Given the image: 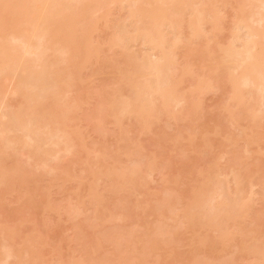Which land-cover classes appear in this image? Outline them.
I'll return each instance as SVG.
<instances>
[{
    "label": "bare ground",
    "instance_id": "bare-ground-1",
    "mask_svg": "<svg viewBox=\"0 0 264 264\" xmlns=\"http://www.w3.org/2000/svg\"><path fill=\"white\" fill-rule=\"evenodd\" d=\"M219 1H223V0H213V1H210V2H213L214 4L218 5L219 6ZM239 1V0H238ZM241 1V0H240ZM244 1V0H243ZM247 1V0H246ZM251 1V0H250ZM255 4L257 3V7H254L256 9V11H253L251 10L250 7L248 6H251L252 7V4L251 5H248V6H244L245 8H250V12H246L244 10H242L241 8L243 6L240 7L241 10H238L236 11V19H234V26L235 28H230L232 30H234V35L232 36V39L230 37V40L228 44L226 43H221L219 42L220 40V37L218 38V35L219 33L225 29L224 27L222 28V24L224 23L223 22V19H225V16H224V10L226 9H222L223 12H221V9H215L214 6L212 8L210 7H207L208 3L207 2H203L205 3V5H202L200 6L199 8V5L198 2L196 0H0V94H2L3 92V89L5 88V86L7 85L8 86V90H6L5 92H3L2 96L5 95V97H9V100H10V97H13L12 101L15 100V96H18V95H22L24 97L21 96H18L21 98V103L18 104L17 102L15 103L17 106H8V100L6 99H3L4 102H0V176H3V178L7 179L11 176V177H15V176H18V178H14L15 181L13 182H16L14 183L16 188L17 186H22V187H25L24 185L28 184L29 182V178L28 176H25L23 173H20L21 171V167L18 165V162H22V163H25V161H20L18 160V162H10L12 160V158H17V156H23L25 154V156H28V153L30 152H33L34 154L31 156V162L32 163H29V162H26V164L29 165L30 168H32V172H34V169H37V171L41 168L42 170L44 169V171L46 172V169L47 167H49V161L48 160H40L39 158H43L42 156H48V159L50 157H54L56 154L59 155V153H56L54 152L55 149L53 147H56L57 146V143L60 142V141H63V139H65V135H79V138L77 139V142L80 140V145L83 147V140L81 139V136L80 134L78 133H75L74 131L75 130H71L73 127L74 122L77 121L78 119H76L74 121V118L71 117V118H68L72 115L73 111H74V107H76V102L77 100H75L74 102H68L69 99H64V97H62L63 95H68L67 97L69 98V94L71 93H74L76 92L77 93V89L79 91V89L82 91L85 90L87 91V84L85 86L86 89H82V87L84 86L83 84L85 83V81H83V78H84V75H85V79L87 78V76H89L90 78H93L94 77H98L99 75L100 76H103L105 77L108 76V74H111V78H116L117 77H121L120 79L122 80L121 84L120 85V88L119 86H116L118 84V82H120V80L117 78V82L113 84H116L114 86V90L111 91V92H108L109 90V86L108 89L105 88L104 89V86H102V88L104 89L103 91H101V96L103 94L104 91H106V93H110V94H106L104 92L103 94V97L100 96V92L97 91V95L96 96H100L99 98H97L98 100L101 99L100 103L98 101L97 104H95L97 106L96 107H93V112L96 113V116H95V113L92 115L89 111V114H91L90 118L93 116L94 118L97 117V121L98 119H100L99 121H101L103 123V121L105 119L103 118H109L108 119V122H112V120L114 121V125H117L115 126L114 128H118V126L122 123L121 120H122V117H124V121L126 117H128L127 119L131 121H133L132 119H140L141 123L143 125L147 124L150 122V120L152 118L154 119H157L158 120V112H161V113H164V111H166L167 113L169 112V115L171 116V114L176 115L179 114L180 112L182 113L185 112L184 110H186V112L182 115H191V109L194 110L196 108V106L193 107L194 105V102L193 101V97H195L197 94H200L201 95V92H211V91H220L219 94L222 93L224 94V92H226V88L229 86L230 89V93L227 92V95L228 93L231 94V98L230 96L228 98H230V105L226 108L227 112H228V118L229 120H225V122H229L227 124H229V126H236V127H239V125L242 124V121H245V119L248 117L249 115V118H248V124L246 123V125H250L249 121L252 120L253 121V117L252 116L254 113H260L262 111H264V0H255ZM228 2V1H227ZM207 3V4H206ZM223 4L220 6H222L223 8H226L227 6V3L225 1L222 2ZM230 3V2H229ZM232 3V2H231ZM253 4V6L255 5ZM211 5V3H210ZM127 8L128 10V18H125L124 20H120L118 21L119 19H121V17H118L117 18V23L115 21H113L114 19H112L114 16V14L112 15V12L115 13L114 11L118 10L121 11L123 10V13H125L127 10H124V9ZM239 8V6L237 7ZM253 8V7H252ZM253 8V9H254ZM113 9H115L113 11ZM122 9V10H121ZM254 9V10H255ZM228 10V8H227ZM233 10V9H232ZM236 10V9H235ZM119 11H117L119 13ZM125 11V12H124ZM116 12V13H117ZM233 12V11H232ZM115 13V14H116ZM226 13V11H225ZM229 13V11H228ZM231 13V12H230ZM98 14V15H97ZM122 14V13H121ZM126 14V13H125ZM234 14V13H232ZM226 15V14H225ZM118 16V15H116ZM124 18L125 15H122ZM229 17V16H228ZM231 17H234L233 15ZM115 18V17H114ZM128 19H133V23H128ZM228 19V18H227ZM125 22V23H122V22ZM221 21L223 22L221 24ZM250 21H253V22H260V21H263L261 22V24H263V26H261L260 29H253L254 26H251V23L250 24ZM113 22V23H112ZM119 22L122 23V26L121 24L119 25ZM127 22V23H126ZM124 24H127L124 26ZM132 26V30L129 31L128 27ZM208 26H209V30H208ZM233 26V25H232ZM257 27V26H255ZM207 28V29H206ZM102 29V30H101ZM104 29H109V31H111L112 35L109 33V37L112 36L110 39L106 40V43L105 41L101 42V41H97L98 39L96 38L98 36V38H101L99 37V34L101 33H106V32H109V31H106ZM111 29V30H110ZM242 29V30H240ZM243 29H244V32H243ZM104 30V31H103ZM227 30V29H226ZM225 30V31H226ZM231 30V31H232ZM230 31V34L232 33ZM242 31V35L240 34V32ZM101 32V33H99ZM99 33V34H98ZM223 33V32H222ZM228 33V32H227ZM227 33L225 36H227ZM244 33V34H243ZM225 34V33H223ZM229 34V35H230ZM103 35V34H102ZM228 35V36H229ZM101 36V35H100ZM219 36H222L221 34ZM224 36V35H223ZM222 36V37H223ZM225 41L227 40V37H225ZM106 38V37H105ZM226 44V45H225ZM133 46H136L135 48H139L141 49L143 47V50L147 49V51L145 53H142L141 55L137 56V52H139L140 50L138 49L137 51L135 49H133ZM141 46V47H140ZM132 47V50H135V52H131L130 51V48ZM106 48V49H105ZM107 51H105V50ZM105 51L108 52L110 50H114L116 51L115 53L118 54V55H115L114 53H111V54H114L115 57L118 56L121 61L119 60L118 61V57L116 59V63L120 64L121 62L123 63L124 65V68L122 65V63L120 65L116 64V67L117 66H120L122 67V69H119L120 67L116 68L114 66V63H115V59L113 57L109 58L108 59L102 57V55L104 54L103 52ZM141 50V52L143 51ZM144 50V51H145ZM113 51V52H114ZM112 52V51H111ZM140 52V53H141ZM109 54V53H108ZM111 54L109 56H111ZM106 55V54H105ZM195 58V59H194ZM197 58V60H196ZM114 59V60H113ZM191 60H193V63L195 61H198V63L201 65L202 63L206 64V65H201L202 66V69H200V65L197 64V67L195 64H193L191 62ZM195 60V61H194ZM202 63H200L201 61ZM114 62V63H113ZM181 62V64H180ZM182 62H185V63H182ZM194 65L196 68H194ZM132 66V67H131ZM131 67V68H130ZM109 68V69H108ZM89 71V75H88V71ZM91 69V70H90ZM109 71H108V70ZM196 69H199V70H196ZM107 70V71H106ZM112 70V71H110ZM178 72L179 71V75L177 78H175L173 76V74H175L176 71ZM87 71V72H86ZM92 71V72H91ZM107 72V73H106ZM108 72H111V73H108ZM85 73V74H84ZM92 73V74H91ZM66 77V78H65ZM109 77V76H108ZM187 77H191L190 80H192L193 78L196 79V82L194 85L192 86H187L188 88L186 89H183L184 86L182 87V84L185 82V79L184 78H187ZM67 80H65V79ZM100 78V77H99ZM107 78V77H105ZM88 79V78H87ZM109 79V78H107ZM106 79V80H107ZM195 79L193 81H195ZM65 80V81H64ZM90 80V79H89ZM92 80V79H91ZM93 80H96V78ZM116 80V79H114ZM119 80V81H118ZM184 80V82H183ZM190 80H187V81H190ZM65 84H64V82ZM102 81V80H101ZM112 81V79H111ZM125 82V85L123 87H121L124 82ZM192 81V82H193ZM63 82V84H62ZM98 81H96V83H98ZM106 82V81H105ZM104 82V83H105ZM123 82V83H122ZM77 83H80V86L81 88H79V84L77 85ZM88 83V82H86ZM94 83V82H93ZM95 84V83H94ZM118 84V85H119ZM96 85V84H95ZM106 85H109V84H106ZM187 85V84H186ZM78 86V88H77ZM89 86V85H88ZM99 86H101L99 84ZM227 86V87H226ZM91 87V86H90ZM98 86H96L97 88ZM106 87V86H105ZM77 88V89H76ZM84 88V87H83ZM94 88V87H92ZM91 88V89H92ZM99 88V87H98ZM101 88V87H100ZM101 88V89H102ZM111 88V87H110ZM221 88H225V91H221ZM76 89V91H75ZM88 90H90L88 88ZM96 91V90H94ZM100 91V90H99ZM114 91L117 93L115 94ZM88 92H85L83 93V95H85V98L87 97L88 98ZM208 92V93H209ZM89 93H93L92 91L89 92ZM78 94V93H77ZM81 94V92L79 93ZM78 94V95H79ZM99 94V95H98ZM106 94V95H105ZM218 94V95H219ZM82 95V96H83ZM91 95V94H90ZM226 95V96H227ZM1 96V95H0ZM1 96V97H2ZM73 96V95H72ZM246 96H249V98L247 99ZM0 97V99H2ZM77 97V95H76ZM75 95L74 97L70 98L72 100H74V98H76ZM198 97V96H196ZM66 98V96H65ZM86 98V99H87ZM93 98V97H92ZM192 98V100L190 101V99ZM218 98V97H217ZM220 98V96H219ZM218 98V99H219ZM82 99V97L80 98ZM79 99V100H80ZM83 99H84V96H83ZM94 99V98H93ZM197 99V98H196ZM18 100V99H17ZM15 100V101H17ZM63 100H65V102H63ZM200 100V98H198L197 100V105H200V103H198V101ZM203 100H204V97H203ZM193 101V103H192ZM225 101H227V98L225 99ZM6 102V103H5ZM84 101L80 100L78 103H77V107L78 105H80V103ZM88 100L86 101L85 104H87ZM200 102V101H199ZM191 103V105H189ZM12 104V103H11ZM10 104V105H11ZM227 104V103H226ZM89 105V103H88ZM94 105V106H95ZM205 105V104H203ZM82 106V105H81ZM85 106V105H84ZM214 106V105H213ZM225 106V105H224ZM158 107V108H156ZM193 107V108H192ZM73 108V109H72ZM87 108V107H86ZM94 108L96 109V111L94 110ZM200 109V106L198 107ZM204 108V107H203ZM206 108V107H205ZM208 108V107H207ZM92 109V108H91ZM197 109V108H196ZM198 109V110H199ZM213 109V108H212ZM72 110V113L70 115V113L68 114L69 111ZM76 110H78L76 108ZM80 110V108H79ZM85 110V109H84ZM202 110V108H201ZM215 110V109H214ZM213 110V111H214ZM225 110V112H226ZM83 111V110H81ZM196 111V110H194ZM212 111V112H213ZM77 112V111H76ZM75 112V113H76ZM201 112V111H200ZM204 111H202V114H203ZM209 112V111H208ZM211 112V113H212ZM66 113L68 114V117H66ZM74 113V114H75ZM80 113V112H79ZM82 113V112H81ZM166 113V114H167ZM175 113V114H174ZM180 113V114H181ZM196 113V112H195ZM195 113L193 114V116L195 115ZM205 113V112H204ZM210 113V114H211ZM78 114V113H77ZM84 114V113H83ZM98 114V115H97ZM157 116H156V115ZM165 114V115H166ZM199 114L198 111L196 113V115ZM262 114V113H261ZM70 115V116H69ZM168 115V116H169ZM189 115L186 116L187 119L185 117H181L180 115V119H186V120H190L189 118ZM206 115H207V112H206ZM213 115V113H212ZM218 115V114H217ZM250 115L252 116L250 119ZM73 116V115H72ZM78 116V115H76ZM75 116V117H76ZM83 116V115H82ZM161 116V115H160ZM201 116V115H200ZM214 116V115H213ZM92 117V118H93ZM157 117V118H156ZM203 116H201L202 118ZM222 117V115H221ZM67 118L68 120L72 119L71 120V124H70V121L68 122L70 124L67 125ZM85 118V116L83 117ZM88 118V116H87ZM86 118L87 122L89 121L88 119ZM93 118V120H95ZM132 118V119H131ZM166 117H164L165 119ZM206 118V117H205ZM211 118V117H210ZM216 117H214V122H216L215 120ZM224 118V117H223ZM256 118V117H255ZM261 118H263V116H261ZM81 119V118H80ZM103 119V120H102ZM111 119V120H110ZM179 119V116L175 119V121H177ZM179 119V120H180ZM184 119L185 121V124H187L186 120ZM198 119V118H197ZM196 119V121H197ZM257 119H258V114H257ZM256 119V120H257ZM83 120V119H82ZM110 120V121H109ZM193 120V119H192ZM202 120V119H201ZM201 120L197 121V122H201ZM219 120V119H218ZM259 120V119H258ZM123 121V120H122ZM128 121V120H127ZM138 121V120H137ZM159 121V120H158ZM206 121V120H205ZM251 121V122H252ZM263 120H261L262 122ZM78 122V121H77ZM90 122V121H89ZM88 122V123H89ZM139 122V121H138ZM180 123V126L181 123L180 121H178ZM219 122V121H217ZM241 122V124H240ZM79 123V122H78ZM85 123V122H83ZM99 123V122H98ZM105 123V121H104ZM109 123V124H110ZM134 123V126L137 125L135 124V121H133ZM140 123V122H139ZM140 123V124H141ZM153 123V122H152ZM176 124V122H174ZM204 123H207V122H204ZM221 123V122H220ZM220 123L218 124V126L220 125ZM256 123V122H255ZM73 124V125H72ZM77 124V123H76ZM94 124V123H93ZM184 124V123H183ZM214 124V123H213ZM225 124V123H224ZM261 124V123H260ZM72 125V126H71ZM86 125V124H85ZM123 125V124H122ZM204 125V124H203ZM202 125V128L204 127ZM206 125V124H205ZM208 125V124H207ZM210 125V124H209ZM216 125V123H215ZM78 126V125H77ZM103 126V124H102ZM101 126V127H102ZM127 126V125H125ZM131 126V125H130ZM148 126V124L146 125ZM160 126H163L160 124ZM179 126V125H178ZM179 126V127H180ZM188 126V124H187ZM192 126H195V124H193ZM201 127V124L198 125ZM213 126V125H212ZM243 126V125H242ZM245 126V125H244ZM248 126L246 128H248ZM255 126H257V124H255ZM72 127V128H71ZM91 127V126H90ZM89 127V128H90ZM143 128V126H140ZM152 127V126H151ZM151 127L150 128V131H151ZM159 127V126H158ZM183 127V126H182ZM209 127V126H208ZM207 127V128H208ZM224 127V128H223ZM222 127V129H228V127L226 128V126L224 125ZM250 127V126H249ZM260 127V126H259ZM94 128L91 127V130ZM100 128V127H99ZM120 128V127H119ZM123 129L125 127H122ZM184 128V127H183ZM194 128V127H193ZM200 129L199 128V131H197L199 134L201 133L202 130L205 129V131H207L206 127L204 129ZM241 128V127H240ZM96 129V127H95ZM98 129V128H97ZM101 130L103 128H100ZM107 129V128H106ZM112 127H111V131H112ZM121 129V128H120ZM138 129V128H137ZM145 129V128H144ZM232 129V128H231ZM243 129V127H242ZM255 129V127H254ZM41 130H44L45 131V139L44 141H46L45 143H47V146L45 147H48L49 150H41L43 147V144L42 145V141L40 142L39 141V137L38 135L35 137L36 133L41 131ZM62 130V131H61ZM101 130H96L97 132L100 131V133L102 132ZM109 130V129H108ZM124 130H127L126 128ZM122 130V131H124ZM140 130V128L138 129ZM153 130V128H152ZM184 130V129H183ZM191 130V129H190ZM209 130V129H208ZM212 130V129H211ZM209 130V131H211ZM222 130V133H227L228 131L225 130ZM236 130L238 131H242L240 129H237ZM246 130V129H245ZM244 130V131H245ZM260 130V129H259ZM258 130V132H260ZM64 135L63 137H61L62 139H59L57 136L60 135L61 133ZM85 131V130H84ZM121 131V133H123ZM131 131V130H129ZM182 131V130H181ZM189 131V130H188ZM194 131V130H193ZM205 131H202V132H205ZM243 131V132H244ZM250 131V130H249ZM59 133L56 135V133ZM87 132V131H86ZM108 132V131H107ZM106 132V135L108 136L109 134H107ZM110 132V131H109ZM108 132V133H109ZM126 132V131H125ZM139 132V131H138ZM155 132V131H154ZM208 132V131H207ZM212 132V131H211ZM215 132V131H214ZM247 132V131H246ZM254 132V130H253ZM40 133V137H41V132ZM96 133V132H95ZM117 133V131H116ZM130 133V132H129ZM148 133V132H147ZM146 133V134H147ZM150 133V132H149ZM152 133V132H151ZM206 133V132H205ZM216 133V132H215ZM220 134H222L221 132H219ZM230 133V132H229ZM234 133V131H233ZM239 133V132H238ZM98 134V133H97ZM113 134V133H112ZM132 134V133H130ZM139 134H141V132H139ZM145 134V133H144ZM145 134V135H146ZM187 134V133H186ZM196 134V133H195ZM194 133L191 134L192 136L194 135L195 138L196 136H198V134L195 135ZM202 134V133H201ZM213 134V132H212ZM237 134V133H236ZM246 134V133H245ZM253 134V133H252ZM258 134V133H257ZM101 134H99L100 136ZM105 135V136H106ZM121 135V134H120ZM154 135V134H152ZM163 135V134H162ZM160 135V136H162ZM208 135V134H206ZM205 135V136H206ZM228 135V133H227ZM226 135V136H227ZM230 135V134H229ZM241 135V134H240ZM240 135H236V137H239ZM263 135V134H262ZM44 136V134L42 135ZM114 136V134H113ZM117 136V135H116ZM149 136V134H148ZM193 136V137H194ZM204 136V134H203ZM221 136V135H220ZM254 136V134H253ZM253 136H249L246 135L245 136V141L247 143V145H250L253 141L252 137ZM78 137V136H77ZM151 137V136H150ZM171 137V136H170ZM169 137V138H170ZM186 137V136H185ZM184 137V139H185ZM201 137V136H200ZM210 137V136H209ZM234 136V139L236 138ZM244 138V136H242ZM55 138L59 139V140H55ZM67 138V137H66ZM76 138V137H75ZM74 138V139H75ZM83 138V137H82ZM114 138H116L114 136ZM123 138H126L125 136L122 137ZM134 138V137H133ZM147 138V137H146ZM172 138V137H171ZM174 138V137H173ZM172 138V140H173ZM176 138V137H175ZM191 138V137H190ZM206 138V137H205ZM204 138V139H205ZM231 138V136H230ZM230 138H227V139H230ZM43 139V137H42ZM70 136L68 137V139L66 141H69V144L68 142H64L65 143V148L66 146L68 147V145L70 146ZM113 139V138H111ZM121 139V138H120ZM132 139V138H131ZM180 139V137H179ZM182 139V138H181ZM193 139V138H192ZM190 139V140H192ZM200 140V138L197 137V140ZM202 139V138H201ZM213 139V138H212ZM215 139V138H214ZM237 139V138H236ZM41 140V138H40ZM76 140V139H75ZM74 140V144L77 143L75 142ZM128 140V139H127ZM138 141V139H136ZM141 140V139H140ZM159 140H162L161 138ZM196 140V139H195ZM194 140V141H195ZM239 140V139H238ZM236 140V141H238ZM43 141V142H44ZM134 141V139H133ZM147 142V140L144 139V142ZM163 141V140H162ZM193 141V140H192ZM191 141V142H192ZM202 141V140H201ZM201 141H197V142H200L201 144ZM213 141V140H212ZM221 141V140H219ZM218 141V143H219ZM224 141V140H222ZM228 143H229V140H227ZM236 141H234L236 143ZM240 141V140H239ZM242 141H244V139H242ZM264 141V140H263ZM110 142V140H109ZM116 142V141H115ZM140 142V141H139ZM171 142V141H170ZM169 142V143H170ZM178 142H180L178 140ZM177 142L176 140V145H178L179 143ZM185 142V141H184ZM188 142V141H187ZM196 142V141H195ZM204 142V141H203ZM205 142L207 143V145L209 144L208 143V140ZM233 142V140H232ZM231 142V139H230V143ZM233 142V143H234ZM260 142V141H259ZM41 143V145H40ZM86 143V142H85ZM101 143V142H100ZM99 143V144H100ZM137 143V142H136ZM141 143V142H140ZM193 143V142H192ZM191 143V144H192ZM214 143L215 146H217V144H215V142H212ZM229 143V144H230ZM234 143V144H235ZM239 143V142H238ZM237 143V144H238ZM73 144V145H74ZM87 144V143H86ZM85 144V145H86ZM126 144H128V142L126 141ZM125 144V145H126ZM135 144V143H134ZM173 144V143H172ZM183 144V143H182ZM189 144V143H187ZM199 144V146H201ZM225 142H223L222 144V147L224 148V145ZM227 144V142H226ZM76 145V144H75ZM74 145V147H75ZM102 145V144H101ZM100 145V146H101ZM108 145V144H107ZM131 145V144H130ZM195 143L192 144V148L194 147ZM206 145V144H205ZM204 145V146H205ZM213 145V147H214ZM228 145V144H227ZM255 145V144H254ZM79 146V145H77ZM75 147L77 150L80 148L78 147ZM100 146H98V148H101ZM104 146V143L103 145ZM106 146V145H105ZM128 146V145H126ZM132 146V145H131ZM130 146V147H131ZM191 146V145H190ZM198 146V145H197ZM198 146V147H199ZM236 146V145H235ZM241 146V145H240ZM260 146V145H259ZM51 147V148H49ZM61 147L63 148V145L61 144ZM87 147V146H86ZM114 147V146H112ZM172 147V146H171ZM187 147V146H186ZM189 147V146H188ZM253 147V146H252ZM60 148V153H64V150ZM70 148V147H69ZM135 149V145L133 147ZM144 148V146H143ZM159 148V147H158ZM208 148V147H207ZM244 148V146H243ZM260 148V147H259ZM45 149V148H43ZM54 149V150H52ZM62 149V151H61ZM67 149V148H66ZM65 149V151H67ZM115 149V148H114ZM129 150V146L127 148H124L123 151L125 153H127V151L125 150ZM140 149V148H139ZM138 149V150H139ZM167 149V148H166ZM190 149V147H189ZM188 149V150H189ZM239 149V148H238ZM247 149V154L249 152V148H245ZM251 149V148H250ZM52 150V151H51ZM58 150V152H59ZM91 150V148H90ZM94 150V149H93ZM92 150V151H93ZM104 153L107 149H103ZM112 150V149H111ZM144 150V149H143ZM210 150V149H208ZM235 150V149H234ZM75 151V150H73ZM110 151V150H109ZM108 151V152H109ZM114 152V150H112ZM110 151V152H112ZM137 151V150H136ZM145 151V150H144ZM168 151V149H167ZM170 151V150H169ZM206 151V150H205ZM231 151V150H230ZM253 151V150H251ZM53 152V153H52ZM79 152V150H78ZM78 152H73V153H78ZM82 152H83V149H82ZM81 152V154H82ZM89 152V151H88ZM94 152L96 153V151L94 150L93 151V154L94 155ZM103 153L102 151L100 152L99 150L97 151V153ZM107 152V151H106ZM124 152H121L122 154ZM195 152V151H194ZM208 152V151H207ZM206 152V154H208ZM232 152V151H231ZM236 152V151H235ZM27 153V155H26ZM55 153V154H54ZM72 153V154H73ZM80 153V152H79ZM78 153V154H79ZM92 153V152H91ZM95 154L93 157H100V155L98 156V154ZM135 153V152H134ZM146 153V151H145ZM211 153V152H210ZM220 153V152H219ZM251 154V152H249ZM71 154V159L69 162H71L72 159H75L76 158V162L79 161L77 160V155L76 154V157H75V154L72 155ZM90 155V152L88 153ZM115 155L113 156L112 160L114 162V164H123L124 166V163L120 162V161H117V158L118 160L120 159H124V158H120V157H117L116 158V153H114ZM131 154H133V150L131 152ZM131 154H128L127 156L131 155ZM137 154V153H136ZM136 154L134 155H131L132 158L131 160H135V158H133ZM164 154V153H163ZM231 154V153H230ZM246 154V153H245ZM244 154V155H245ZM249 154V155H250ZM262 154V153H261ZM39 155V156H38ZM67 155V154H66ZM83 155V154H82ZM89 155L86 158L89 157ZM97 155V156H96ZM105 155V154H103ZM121 155V154H120ZM168 155V154H167ZM173 155V154H172ZM204 155V152L203 154ZM215 155V154H214ZM229 155V154H228ZM234 155V154H232ZM243 155V154H242ZM23 156V157H25ZM38 156V158L36 157ZM41 156V157H40ZM64 156V155H63ZM79 156V155H78ZM85 156V154H84ZM119 156V155H117ZM123 156V155H122ZM141 156V155H139ZM138 156V157H139ZM145 156V155H144ZM162 156V155H161ZM208 156V155H207ZM223 156V155H222ZM230 156V155H229ZM228 156V157H229ZM241 156V155H240ZM256 156V155H255ZM61 157V156H60ZM80 157V156H79ZM93 157H89L90 160H92ZM114 157L116 158L114 161ZM153 157V156H152ZM167 157V156H166ZM203 157V156H202ZM232 157V156H231ZM242 157V156H241ZM254 157V156H253ZM257 157V156H256ZM22 158V157H21ZM29 157H26L25 159H27ZM82 158V157H81ZM89 158L87 160H89ZM96 158L95 160L98 161L99 159ZM105 158H108L105 157ZM146 158V157H145ZM197 158V157H196ZM199 158V157H198ZM214 158V157H213ZM240 158V157H239ZM238 158V159H239ZM261 158V157H260ZM47 159V157H46ZM51 159V158H50ZM61 160L60 158H56L55 160L59 161ZM83 159V160H85ZM98 159V160H97ZM168 159V158H167ZM202 159V158H201ZM200 159V161H201ZM216 159V158H215ZM227 159V157H226ZM243 159V158H242ZM241 159V160H242ZM252 159V158H251ZM257 159V158H256ZM255 159V160H256ZM259 159V157H258ZM10 160V161H8ZM28 160V159H27ZM54 161V163H56V161ZM89 160V161H90ZM94 160V163L96 162ZM103 160V158H102ZM105 160V159H104ZM128 160V159H127ZM152 160V159H151ZM151 160L149 159V161L151 162ZM160 160V159H159ZM203 160V159H202ZM219 160V159H218ZM236 160V159H234ZM240 160V161H241ZM8 161V162H7ZM75 161V160H74ZM89 161L85 164V166H87L89 164ZM143 161V160H142ZM204 161V160H203ZM202 161V164L205 163ZM210 161V160H209ZM228 161V160H227ZM225 161V164L226 162ZM250 161V160H249ZM253 161V160H252ZM259 161H261V159H259ZM258 161V162H259ZM264 161V160H263ZM73 162V161H72ZM69 163V164H73L75 165V163ZM106 162V161H105ZM110 162V161H109ZM117 162V163H116ZM126 162V161H125ZM128 162V161H127ZM148 162V160H147ZM153 162V161H152ZM156 162V161H155ZM232 162H234L232 160ZM12 163V165H11ZM21 163V165H22ZM54 163H51V164H54ZM60 163V161H59ZM66 163V160L65 162ZM92 163V162H91ZM112 163V162H110ZM133 163V162H131ZM145 163V162H144ZM143 163V164H144ZM149 163V162H148ZM207 163V162H206ZM210 163V162H209ZM220 163V162H219ZM222 163V162H221ZM261 163V162H260ZM6 164L7 165H10L12 166V168H7L6 167ZM57 164V163H56ZM55 164V165H56ZM100 163L99 162H96V165ZM104 164V163H102ZM107 164V162H106ZM120 164V165H121ZM128 164V163H127ZM130 164V162H129ZM141 164V161L140 163H136L135 165H133L131 168L129 167H123L121 166V169L118 170L117 167L114 168V170L110 171L112 167H114L113 165L110 166V170H109V173H106V177L107 179H109L110 181V185L113 187V188H116L117 190H119L118 188H123L124 191L126 189L128 190H132L131 187L135 188L137 185H141V187L143 188L144 184H145V171L144 170H148L147 169V166L144 164L143 166L140 165ZM151 164V163H150ZM173 164V163H172ZM201 164V165H202ZM239 164V163H238ZM251 164V163H250ZM262 165H264L263 163H261ZM80 165H83V164H80ZM79 165V166H80ZM92 167H93V164H91ZM90 165V166H91ZM95 165V168H93V171H92V175L94 176V179L93 180H96V177L99 176V173L100 175L101 172H100V169H102V167L100 166H96ZM178 165V164H177ZM184 165V163H182V166ZM189 165V164H188ZM204 165V164H203ZM216 165V164H215ZM218 165V164H217ZM223 165V164H222ZM51 166V165H50ZM53 167H57L58 165L54 166L52 165ZM51 166V167H52ZM71 166V165H70ZM89 166V167H90ZM109 166V165H107ZM126 166V165H125ZM152 166V164H151ZM158 166V165H157ZM156 166V167H157ZM221 166V164H220ZM218 166V167H220ZM225 166V165H223ZM222 166V168H223ZM227 166V164H226ZM255 166V165H254ZM257 166V164H256ZM22 167H25V165H22ZM84 167V166H83ZM88 167V168H89ZM90 167V169L92 168ZM106 167V166H105ZM118 167H120L118 165ZM123 167V169H122ZM146 167V168H145ZM148 167H150V165L148 164ZM172 167V166H171ZM186 166H183L182 168H185ZM209 167V166H208ZM235 167V166H234ZM21 168V169H20ZM34 168V169H33ZM50 168V167H49ZM74 168V167H73ZM73 168H70V171L71 169ZM85 168V167H84ZM97 168H99V173L97 172ZM117 168V169H116ZM145 168V169H144ZM188 168H190L188 166ZM186 168V170L188 169ZM231 168V167H228V169ZM251 169V167H249ZM51 172L52 171H55L57 172L58 176H64L65 178H69V179H65V181H69L70 180V172H69V168L68 166H61L59 168H50ZM76 169V168H75ZM74 169V170H75ZM80 169V168H79ZM95 169V170H94ZM173 169V167L171 168ZM176 169V168H175ZM181 169V168H180ZM197 169V168H196ZM81 170V169H80ZM87 171L89 169H86ZM85 170V172L87 173V171ZM104 170V168H103ZM107 170V169H106ZM105 171V172H108ZM153 170V168H152ZM168 170V169H167ZM182 170V169H181ZM200 170V169H199ZM204 170V169H203ZM210 170L211 167L209 168V173H210ZM216 170V169H214ZM254 171V169H251ZM259 170H261L259 168ZM22 171L24 172L25 170L22 169ZM41 171V170H39ZM73 171V170H72ZM169 171V170H168ZM174 171V170H173ZM196 171V170H195ZM221 169L219 168V171H217L216 173L218 174L217 177L221 176L222 172H220ZM232 172L234 171V168L233 170H231ZM244 171V170H243ZM241 171V172H243ZM43 171H41L42 173ZM84 172V173H85ZM149 172V170H148ZM147 172V173H148ZM150 172H152L150 170ZM175 172V171H174ZM189 172V170H188ZM207 172V170L205 171ZM213 172V171H212ZM212 172L211 174H209L207 172L204 173L205 176L203 177V180H200L201 183H199L200 185L197 186V190L194 192V194L192 195L191 199L189 200L190 203H188V206L185 208V211L183 210L182 211V217L186 218L185 220H188V221H185L183 220V226H185V224L188 226L189 224H187L186 222H189L191 223L192 225H194V227H197L199 230L203 231V232H208V233H211L210 237L208 236L207 238L209 239H205L204 238L202 239L203 241H206L207 243H204L203 244V247L200 248V250L202 248H204L206 244H208V242H210V246H208V249L207 251L208 252H211L212 251H215V254L217 255V253L219 252H216L217 251V246L215 244H213L210 239L212 238V232H218L219 235L216 236V238L220 239V241L223 243V240L227 239V231L222 233L223 229H222V225H224V229H225V225H227L228 223H232V226H233V223L237 224V219H240L242 220L244 217V214L245 213V216H246V201L244 202H241L239 201L240 200V196L242 195H236L234 197V199L232 198H227V196L225 195V190L223 189V184H217L215 186L212 187V185H214V183H216V180L217 177L214 175V176H211L212 175ZM220 172V173H219ZM246 172L249 173V170H247ZM27 172H25L26 174ZM36 173V172H35ZM34 173V174H35ZM72 173V172H71ZM83 172H81V174L83 175L84 174ZM85 173V174H86ZM98 173V174H97ZM145 173V174H147ZM179 173V171H178ZM201 173V172H200ZM33 174V175H34ZM39 174V172H38ZM37 174V175H38ZM73 174V173H72ZM80 174V175H81ZM151 174V173H150ZM175 174V173H174ZM187 174V173H186ZM191 174V173H190ZM190 174H187V175H190ZM225 174V173H224ZM229 174V173H227ZM239 174V173H238ZM238 174L236 175L235 173H233V182L235 184L234 188L238 187L239 185L241 186L244 185V184H249L251 187L249 188V190L254 186V183L253 181L251 182V180H249V176L244 174L245 177L244 178H240L238 176ZM36 175V174H35ZM41 175H44V174H41ZM45 175H47V173H45ZM50 175H47L46 177L50 178ZM54 173L52 172V176L53 177ZM74 175V174H73ZM165 175V173H164ZM172 175V174H171ZM203 175V174H202ZM201 175V176H202ZM254 175V174H253ZM86 177H84L83 179H86L88 178L89 175H85ZM179 176V175H178ZM185 176V175H184ZM191 176V175H190ZM197 176V175H196ZM43 177V176H42ZM63 177V178H64ZM71 177L73 178V176L71 175ZM79 177V176H78ZM91 177V175L89 176ZM147 177H150L149 173H148V176ZM169 178L171 176H168ZM167 177V178H168ZM181 177V176H180ZM199 177V176H198ZM218 177V178H219ZM225 177V176H224ZM238 177L241 180L240 181H237ZM252 177V176H251ZM250 177V178H251ZM35 178V177H33ZM57 178V177H56ZM56 178H53L54 180ZM77 178V177H76ZM93 178V177H92ZM103 178H105L103 176ZM101 178V179H103ZM192 178V177H191ZM200 178V177H199ZM199 178L197 179V182H199ZM213 180H212V179ZM216 178V179H214ZM260 179L261 178L258 176L256 178V180L254 179V181H257V179ZM51 179V178H50ZM52 179V180H53ZM75 179V178H74ZM80 178H78L79 180ZM99 179V178H98ZM181 179V178H180ZM180 179H178V181H180ZM190 179V178H189ZM193 179V178H192ZM192 179H190L191 181H193ZM223 179V177H222ZM4 179H0V185H6L5 181H4V184H3V181ZM32 180H35V179H32ZM43 180V179H42ZM221 180V179H220ZM232 180V179H231ZM8 181L11 182V180L9 179ZM60 181H63V179H60ZM97 181V180H96ZM101 181V180H100ZM105 181V180H104ZM147 181V180H146ZM191 188H193V184L191 183ZM213 181V183H212ZM218 181V180H217ZM224 181V180H223ZM259 181V180H258ZM12 182V183H13ZM46 182V181H45ZM51 182V180H50ZM73 182V181H72ZM84 182V181H83ZM169 182V181H168ZM225 182V181H224ZM262 182V181H261ZM34 183V182H32ZM31 183V185H32ZM37 183V182H36ZM61 183V182H60ZM91 183V182H90ZM98 183V181L96 182ZM143 183V184H142ZM172 183V182H170ZM184 183H185V180H184ZM244 183V184H243ZM14 184L12 186H14ZM49 184V182H48ZM47 184V185H48ZM56 184H59V183H56ZM62 184H65V183H62ZM93 184V183H92ZM91 184V186H92ZM100 184H102L100 182ZM152 184V183H151ZM160 184V183H159ZM187 184V183H186ZM226 184L229 186L230 184H228L226 182ZM4 185V186H5ZM35 185V183H34ZM79 185V184H78ZM76 185V186H78ZM85 185V184H84ZM109 185V186H110ZM179 185H182L179 184ZM178 185V186H179ZM238 185V186H237ZM10 185L7 184V187H8V190H11L9 188ZM33 186V185H32ZM60 186V185H59ZM64 186V185H63ZM68 186V185H66ZM108 186V187H109ZM135 186V187H134ZM184 186V185H183ZM232 185H230L231 187ZM6 187V186H5ZM21 187V188H22ZM29 188L30 187V184L28 186ZM27 187V188H28ZM44 187V186H43ZM62 187V185L60 186ZM82 187V186H81ZM80 187V188H81ZM84 187V186H83ZM82 187V188H83ZM89 187V185H88ZM101 187V186H100ZM1 188V187H0ZM18 188V190H19ZM27 188H22V191L23 189H27ZM64 188H66L64 186ZM86 188V187H85ZM83 188V189H85ZM92 187L90 188H86L88 191V189H91ZM126 188V189H125ZM130 188V189H129ZM136 188H138L139 190V186H137ZM168 188V186H167ZM182 188V187H181ZM188 188V186H187ZM195 188V187H194ZM228 188V187H225V189ZM234 188H230V189H234ZM34 189V188H32ZM44 189V188H43ZM72 189V188H71ZM78 189V188H77ZM98 188L95 187V190L93 188V190L91 189L90 192L94 193V194H91L89 192H87L88 194L91 195V197L89 196H86L88 199H92V202L94 200V202H98L97 200V197H95L96 195V190ZM116 189H114L116 191ZM123 189L118 191L121 193V191L123 192ZM141 189V188H140ZM2 190V189H1ZM21 190V189H20ZM36 192H38V190L35 188ZM80 190V189H79ZM78 190V191H79ZM110 191V189H108ZM112 190V189H111ZM134 190V189H133ZM178 190H179V187H178ZM184 188H182V190L180 189L179 191H183ZM189 190V189H188ZM192 190V189H191ZM248 190V191H249ZM42 191V189H41ZM45 191V189L43 190ZM85 191V190H84ZM135 191V190H134ZM166 191V190H165ZM174 191V190H173ZM178 191V192H179ZM187 191V190H186ZM233 191V190H232ZM246 191V190H244ZM1 192H4V191H1ZM0 192V193H1ZM25 192V191H24ZM23 192V193H24ZM30 192V194H29ZM35 192V191H34ZM35 192V193H36ZM60 192V191H59ZM80 192V191H79ZM112 191H110L111 193ZM117 192V193H118ZM128 192V191H127ZM126 192V193H127ZM133 192V191H132ZM139 192V191H138ZM141 192V190H140ZM139 192V193H140ZM175 192V191H174ZM227 194L229 195L228 192H230L229 190L226 191ZM243 190L240 192L242 194ZM255 192V191H254ZM264 192V191H263ZM6 193V192H5ZM28 194H25V195H22L25 196V200L24 203H27L29 202L30 200L34 199V197H32V190L31 191H28L26 192ZM77 193V192H76ZM86 193V195H87ZM106 193V192H104ZM114 195V191L112 192ZM124 193V194H126ZM135 195H138V193L135 191ZM150 193V191H149ZM170 193V192H169ZM168 193V194H169ZM37 194V193H36ZM35 194V195H36ZM39 194V193H38ZM37 194V195H38ZM46 194H47V191H46ZM78 194V193H77ZM76 194V195H77ZM85 194V193H83ZM83 194H81L83 196ZM134 194V193H133ZM165 194V192L163 193ZM180 194V193H179ZM178 194V195H179ZM191 195V193H188L187 195ZM28 195V196H26ZM48 195V194H47ZM80 195V196H81ZM128 195V194H127ZM131 195V194H130ZM145 195V193H144ZM147 195V194H146ZM162 195V194H160ZM182 195V192L181 194ZM184 195V194H183ZM254 194L252 193L251 196H253ZM1 196H4V195H1ZM96 196H99V194H97ZM103 196V195H102ZM107 196V195H106ZM110 196V194H109ZM133 196V195H132ZM131 196V197H132ZM165 196V195H164ZM170 196H173L170 194ZM169 196V197H170ZM186 196V195H185ZM184 196V198H186ZM226 196V197H225ZM239 196V197H238ZM255 196V195H254ZM27 197V198H26ZM37 197V196H36ZM35 197V198H36ZM47 197V196H46ZM49 197V196H48ZM94 197V198H92ZM105 197V195L103 196V198ZM111 197V196H110ZM120 197V196H118ZM126 197V196H125ZM144 197V196H143ZM153 197H156V196H153ZM162 197V196H161ZM168 197V198H169ZM29 198V200H27ZM43 198V197H42ZM80 198V197H79ZM109 198V197H108ZM142 198V197H141ZM163 198V197H162ZM167 198V199H168ZM177 200L180 199V198H183V196H176L175 197ZM51 199V198H50ZM123 199V198H122ZM133 199V198H132ZM152 199V198H151ZM150 199V200H151ZM166 198L164 199H161V200H165ZM43 200V199H41ZM70 201L72 199H69ZM81 200V198H80ZM115 200V199H114ZM119 200V198H118ZM131 200V199H130ZM141 200V199H140ZM156 200V199H155ZM160 202L162 203L163 201ZM171 200V198H170ZM185 199H182V202L184 204V202H187V201H184ZM218 201L217 204L215 205V208H214V211H211V209L209 208V204L210 202L212 201ZM238 203H236L237 201ZM88 201V200H87ZM86 201V202H87ZM152 201V200H151ZM157 201H158V198H157ZM169 202V199L167 200ZM175 201L174 200L173 202H169V203H172V206H170L171 204H169L168 202L165 204L167 206L166 209H165V213L163 212L162 210V213H164L165 215L168 213V211L171 209V212H173V207L176 208L174 211L176 212L177 211V207H175ZM181 201V200H180ZM179 201V202H180ZM205 201V202H204ZM235 201V202H234ZM250 201H251V198H250ZM262 201V199H261ZM264 201V200H263ZM262 201V202H263ZM1 202V201H0ZM18 202V200H17ZM33 202V200L31 201V203ZM47 202V201H46ZM45 202V204H46ZM91 202V200H90ZM89 202V203H90ZM136 202H140V201H136ZM143 202V200L141 201ZM156 202V201H155ZM159 202V203H160ZM178 202V201H177ZM31 203L29 202V204H26L24 205L23 202L22 204L26 207V210L28 209L27 207H29V205L32 207ZM44 203V202H43ZM67 203V202H66ZM81 203V202H80ZM88 203V202H87ZM145 203V202H144ZM160 203V204H161ZM233 203H235V210L233 208ZM21 204V205H22ZM41 204V203H39ZM72 204V203H71ZM75 204V203H74ZM83 204H86L85 201ZM97 204V203H96ZM114 204V203H113ZM120 204V203H118ZM151 204V203H150ZM181 204V203H178L177 206ZM258 204V203H257ZM256 204V205H257ZM259 204H262V203H259ZM22 205V207L24 208V206ZM80 205V204H79ZM89 205L92 206V203H90ZM105 205H106V202H105ZM104 205V206H105ZM115 205V204H114ZM125 205V204H124ZM122 205V206H124ZM131 205V204H130ZM140 205V204H139ZM174 205V206H173ZM205 205V206H204ZM250 205V203L248 204V206ZM45 206V205H44ZM75 206V205H74ZM102 205V207H104ZM118 206V205H116ZM115 206V207H116ZM136 206V205H135ZM159 206V205H158ZM259 206V205H258ZM30 207V208H31ZM35 207V205H34ZM72 207V206H71ZM94 207V205H93ZM101 207V206H100ZM100 207H97L94 209V212H96V209L97 208H100ZM110 207V206H109ZM125 207V206H124ZM170 207V209H169ZM172 207V208H171ZM202 207H207L208 210H210V214H207V210L206 211H201ZM231 207V210H228V208ZM257 207V206H256ZM5 208H8V207H4ZM52 208V207H51ZM77 208V206H76ZM75 207H73V209H76ZM106 208V207H105ZM123 208V207H122ZM141 208V207H140ZM150 208V207H149ZM160 208V206L158 207ZM168 208V209H167ZM233 208V210H232ZM16 209V208H15ZM34 209V208H33ZM64 209V208H63ZM68 209L70 210L71 208L67 207V212H68ZM109 209V208H107ZM120 209V207H119ZM135 209V208H134ZM196 209H198V211L200 210L201 213L196 217ZM206 209V208H204ZM249 209V207H247V210ZM255 209V208H254ZM3 210V208H2ZM7 211H10V209H6ZM13 210V209H12ZM11 210V211H12ZM29 210V209H28ZM31 210V209H30ZM36 210V209H35ZM58 210V209H57ZM56 210V211H57ZM79 210V209H77ZM80 210H82L80 208ZM79 210V211H80ZM105 210V209H104ZM124 210V209H123ZM129 212H130V209H128ZM154 210V209H152ZM167 210V212H166ZM193 210V214L194 216H191L192 213L189 214V212ZM195 210V211H194ZM203 210V209H202ZM264 210V207L260 210L263 212ZM5 211V210H4ZM6 211V212H7ZM15 211V210H14ZM39 211V210H38ZM90 211L89 208L86 209V212ZM98 211V210H97ZM146 210L144 209V212ZM156 211V210H155ZM155 211H152L154 212L153 215H154V219L155 218ZM199 211V212H200ZM259 211V212H260ZM34 212V211H33ZM59 212V211H58ZM70 214L72 213V209L71 211H69ZM82 212L81 214L85 213V211ZM79 212V213H80ZM128 212V213H129ZM140 212V211H139ZM151 212V210H150ZM157 213L159 211H156ZM170 212V213H171ZM174 212V213H175ZM178 212V211H177ZM30 213V212H29ZM66 213V211H65ZM64 213V215H65ZM75 213V212H73ZM78 213V214H79ZM91 213V212H90ZM119 213V212H118ZM134 213V212H132ZM137 213V212H136ZM147 213V212H146ZM144 213V214H146ZM156 213V214H157ZM160 213V212H159ZM161 213V214H162ZM168 213V214H170ZM177 214V213H175ZM261 213V212H260ZM13 214V213H12ZM77 214V212H76ZM116 214H117V211H116ZM115 214V215H116ZM143 214V215H144ZM161 214L160 215H157V216H160L159 218H164L163 216L161 217ZM167 214V215H168ZM262 214V213H261ZM74 215V214H72ZM72 215H69L70 216V220H73L74 216ZM91 215V214H90ZM99 215V214H96V216ZM102 215V212L100 213V216ZM110 215V214H109ZM130 215V214H129ZM172 215V213H171ZM180 215V214H178ZM256 215V216H255ZM254 216L256 217L255 219H257V221L254 219L253 221H256L257 224H259V226L263 225L264 222V216L263 215H260L259 213H256ZM260 216V218L262 217V219H258L259 217L257 216ZM4 216V215H3ZM66 216V215H65ZM80 216V214H79ZM83 216V215H82ZM93 216V215H92ZM95 216V215H94ZM93 216V217H94ZM95 216V218H96ZM99 216V218H100ZM118 216V215H117ZM116 216V217H117ZM121 216V215H120ZM140 216V214H139ZM148 216V215H147ZM146 216V217H147ZM169 216V215H168ZM167 216V217H168ZM72 217V219H71ZM84 217V216H83ZM90 217V216H88ZM176 217V216H175ZM178 217V216H177ZM240 217V218H239ZM243 217V218H242ZM10 218V217H9ZM68 218V217H67ZM107 220H109L108 218L109 217H105ZM166 218V216H165ZM172 218V216H171ZM174 218V217H173ZM183 218V219H184ZM69 219V218H68ZM77 219V217H76ZM94 218H92L93 220ZM97 219V218H96ZM104 218H102L103 220ZM117 219V218H116ZM116 219L114 218L113 222L116 221ZM167 219V218H166ZM165 219V220H166ZM175 219V218H174ZM246 219V218H245ZM7 220V219H6ZM17 220V218H16ZM75 220V219H74ZM81 221V219H79ZM86 220V219H84ZM95 220V219H94ZM106 220V222H107ZM121 220H123L122 218H120V220H117L116 223H120ZM153 220V219H152ZM151 220V221H152ZM179 220H181L180 216H179ZM91 221V220H90ZM90 221L89 223H85V225H90ZM159 221V220H158ZM164 220H160L158 223H162ZM172 221V220H171ZM185 221V222H184ZM217 221V222H216ZM252 221V220H251ZM250 221V222H251ZM260 221V223L258 222ZM9 222V221H8ZM11 222V221H10ZM9 222V223H10ZM20 222V221H19ZM74 222V221H72ZM78 222V221H77ZM87 222V221H86ZM145 222V220H144ZM148 222V221H147ZM157 222V221H156ZM155 222V224H156ZM177 222H178V219H177ZM262 222V223H261ZM7 223V221L5 222ZM7 223V224H9ZM22 223L24 224V222L22 221ZM21 223V224H22ZM95 223V222H94ZM105 223V221H104ZM103 223V224H104ZM123 223V222H122ZM160 223V224H161ZM179 223V222H178ZM215 223V224H214ZM219 223V224H217ZM242 223V222H241ZM248 223V222H247ZM246 223V224H247ZM80 224V223H79ZM97 224V223H96ZM96 224H94V227L96 226ZM168 223H165L164 227L167 228L169 225H167ZM176 224V223H175ZM180 224V223H179ZM182 224V223H181ZM239 224V223H238ZM244 224V222L241 224V226ZM256 224V226H257ZM261 224V225H260ZM6 225V224H5ZM29 225V224H28ZM75 225V224H74ZM84 225V226H85ZM116 225V224H115ZM119 225V224H118ZM131 225V224H130ZM157 225V224H156ZM159 225V224H158ZM157 225V229H160V227H158ZM167 225V226H166ZM248 225V224H247ZM22 225H20L21 227ZM32 226V224H31ZM106 226V225H105ZM111 226V225H110ZM113 226V225H112ZM173 226V225H172ZM182 226V225H180ZM179 226V228H180ZM255 226V222H254V225ZM258 226V227H259ZM34 227V226H33ZM90 227V226H89ZM116 227V226H115ZM141 227V226H140ZM175 225L172 227L174 228ZM178 227V225H176V228ZM247 227V226H246ZM25 228V227H24ZM96 228V227H95ZM106 228V227H105ZM108 228V227H107ZM131 228V227H130ZM133 228V227H132ZM143 228V227H142ZM148 228L151 229L150 233H146L147 230H145L146 232L145 235L144 233L140 234L139 236H142V239L144 238V236L146 237L145 241H143L141 239V237L139 238V240L137 239L136 241H138V243H141V241H143L141 243V245H139L143 250H144V247L146 246V250L143 251V253H141L140 251V247L137 246L135 247V251L133 250V246H131L130 249L126 250V252L124 251L125 253V259H127L129 261V257L127 256L130 250L131 251H134L133 255H136L137 257H139L141 254H144L146 251L147 253L149 252H152L154 250H158V249H161L163 250L162 248H158V243H153L152 240H150V238L154 237L156 235V233L159 235V237L161 238V232L164 234L166 233L165 230L164 232L162 230H157V229H152V226ZM153 228H156V227H153ZM188 229V227H186ZM227 229L225 230H230V228H233L231 227V225H229V228L228 226H226ZM243 228V229H242ZM240 228L241 230L244 231V226ZM257 228V227H256ZM23 227H21V231ZM184 229V228H183ZM191 229V228H190ZM192 229H194L192 227ZM191 229V230H192ZM238 229V230H240ZM252 230L251 228V223H250V227H249V230ZM79 230V229H78ZM83 230V229H82ZM80 230V231H82ZM106 230V229H104ZM168 230V229H167ZM175 230V228H174ZM172 230V231H174ZM178 230V228L176 229ZM175 230V231H176ZM185 230V229H184ZM189 230V232L191 231ZM234 230V229H233ZM238 230H236L237 232L234 233V234H237L238 233ZM250 230V231H251ZM255 230V229H254ZM38 231V230H37ZM79 231V232H80ZM86 231V230H85ZM109 231V230H108ZM131 231V230H130ZM140 231V230H139ZM195 231V230H194ZM193 231V233H194ZM200 231V232H201ZM212 231V232H211ZM249 231V233H250ZM262 231H264L262 229ZM39 232V231H38ZM83 232V231H82ZM102 232V231H101ZM105 232V231H104ZM113 232V231H112ZM136 232V231H135ZM141 232V231H140ZM171 232V231H169ZM177 232V231H176ZM182 232V231H181ZM188 231H186L187 233ZM199 232V233H200ZM213 232V233H214ZM235 232V230H234ZM248 232V231H247ZM246 232V233H247ZM22 232H19V231H16L14 228H11V227H8V225L6 226H1L0 227V241L1 243H3L4 241V244H5V247L7 248H4V244H0V247L2 248V250H0V258H3V257H6V255L8 254L7 257H10L12 255L15 256V258H18L19 254L18 253L20 251V248L19 246H27V251L28 250H31L32 249V253H33V248H36L35 246L38 245V240L40 238H36V236L34 235L33 232H31L30 234H28L25 230L24 233H27L28 235L27 236H23L21 235ZM89 233V232H88ZM109 233V232H107ZM173 233V232H172ZM175 233V232H174ZM184 233V232H183ZM196 233V232H195ZM233 233V232H232ZM242 233V232H241ZM241 233H238V234H241ZM248 233V235H250ZM252 233V232H251ZM260 233V231H259ZM258 233V236H260ZM263 233V232H262ZM37 235V233H35ZM86 234V233H85ZM91 234V233H90ZM103 236L106 235V233H102ZM121 234V233H120ZM129 234V233H127ZM134 234V233H133ZM161 234V235H160ZM230 234V233H229ZM237 234V235H238ZM22 237H21V236ZM76 235V234H75ZM84 235V234H83ZM101 235V234H100ZM123 235V234H122ZM130 235V234H129ZM136 235V234H134ZM134 235H131L130 237L133 236V238L129 239L128 237V240L125 241H122L123 239L118 235L119 238H116L117 241L121 240L122 241V244L123 246L125 247H120L122 249L124 248H129L130 247V244L129 242L131 243L132 241L134 242L135 245H137V242L135 240H132L134 239ZM144 235V236H143ZM150 235V237H149ZM157 235V236H158ZM178 235V234H177ZM197 236V234H194ZM194 235H193V239H194ZM202 235H205L204 233ZM216 235V234H214ZM213 235V236H214ZM85 236H88V235H85ZM96 236V235H94ZM102 236V235H101ZM100 236V237H101ZM102 236V237H103ZM113 236V234L111 235ZM180 236V235H179ZM230 238L233 237L231 235H228ZM243 236V235H242ZM252 236V235H251ZM41 237V236H40ZM101 237V238H102ZM155 238L156 240L160 239V238ZM190 237V236H189ZM192 237V236H191ZM201 238L203 236H200ZM240 237V236H239ZM246 239H247V236H245ZM244 237V238H245ZM89 238V237H88ZM104 238H106L105 236L103 237V240ZM112 238V237H111ZM115 237L113 236V239ZM236 238V237H235ZM238 238V237H237ZM242 238V239H244ZM249 238V237H248ZM260 238V237H259ZM17 239H19V242L17 241ZM42 239V237H41ZM119 239V240H118ZM136 239V238H135ZM188 239V238H187ZM192 239V238H191ZM190 239V240H191ZM200 239V238H199ZM250 239V238H249ZM253 238H251L250 240H252ZM262 239V238H261ZM96 239L94 238V241ZM102 240V239H101ZM100 240V241H101ZM238 240V239H237ZM241 240V239H240ZM93 241V239H92ZM99 241V240H98ZM105 241V240H104ZM103 241V242H104ZM109 241H112L113 243V240L110 239ZM108 241V242H109ZM117 241H116V245L114 246L115 247V250H113L112 252H114L113 254L115 253H118V259H116V261H112V257H110L111 259V262L109 261V259H105L104 258V261L102 263L104 264H127V262H125L124 260H122V251L121 249H119V246L121 245V241L118 242L117 244ZM129 241V242H128ZM183 241V240H182ZM201 241V240H200ZM201 241V243L203 242ZM214 241L218 242L219 240H216L214 239ZM249 241V240H248ZM102 242V241H101ZM107 242V241H106ZM216 242V243H217ZM236 242V241H235ZM241 242V241H240ZM260 241H257L256 240L251 243V241L249 242L250 244V247L251 245H255L256 247L258 246H261L262 243H259ZM98 243V242H97ZM111 243V242H110ZM109 243V244H110ZM124 243L126 244H129V246L126 244L124 245ZM201 243H198L199 245H201ZM225 243V242H224ZM248 243V242H247ZM255 243V244H254ZM258 243V244H256ZM19 246H18V245ZM21 244V245H20ZM264 244V242H263ZM43 245V244H42ZM188 245H190L188 243ZM192 245V244H191ZM194 245V244H193ZM192 245V247H193ZM252 245V246H253ZM32 246H34L32 248ZM98 246V245H97ZM111 246V244H110ZM116 246L118 247L116 249ZM224 246H226L225 244H223L222 248L220 249H223ZM228 246V244H227ZM226 246V248H227ZM242 246V245H241ZM254 246V247H255ZM264 246V245H262ZM261 246V247H262ZM191 247V249H192ZM216 248L213 249V248ZM231 247V244H229V248L230 249ZM235 247V244L234 246ZM254 247H251L252 249ZM254 248V253L251 250L249 249H246L247 251L253 253L254 256H250L249 258L250 259H253L254 257V260H251V263L249 264H264V247H262L261 249H259L258 247L257 248ZM0 248V249H1ZM23 248V247H22ZM195 248H198V247H195ZM194 248V249H195ZM232 248V247H231ZM244 248V247H243ZM241 249L244 251V249ZM249 248V247H247ZM6 249L7 251V254L6 252H3V250ZM114 249V248H113ZM204 249V250H206ZM225 249V248H224ZM228 249H227V252H228ZM238 249V248H236ZM16 250V251H15ZM118 250V252L116 251ZM140 252H139V251ZM202 250V252L204 251ZM230 250H233V249H230ZM239 250V249H238ZM240 250V252H241ZM5 251V250H4ZM93 251V250H92ZM116 251V252H115ZM137 251V252H136ZM190 251V250H189ZM188 251V252H189ZM195 250L194 252L197 253ZM235 251V250H234ZM237 251V250H236ZM2 252V253H1ZM37 252V251H36ZM97 252V251H96ZM167 252V250H166ZM169 252V251H168ZM199 252V251H198ZM210 255V253H208ZM221 252H225L224 251H221ZM233 253V251H231ZM239 252V251H238ZM239 252V253H240ZM243 252H242V255H243ZM248 252V253H249ZM5 253V255L3 256V254ZM29 253L28 252H25ZM39 253V252H38ZM37 253V254H38ZM157 253V252H156ZM200 253V252H199ZM206 253V252H205ZM231 253V254H232ZM238 253V254H239ZM251 253H249L251 255ZM2 254V255H1ZM18 254V256H17ZM96 254V253H95ZM98 254V253H97ZM112 254V253H111ZM139 256H138V255ZM172 254V253H171ZM212 254V252H211ZM214 254V253H213ZM227 254V253H225ZM230 254V255H231ZM241 254V253H240ZM25 254V256L23 257H26L27 256ZM34 255V253L32 254ZM93 255V254H92ZM101 255V254H100ZM120 255V256H119ZM149 255V254H148ZM151 255V254H150ZM162 255V254H161ZM216 255L214 257H216ZM229 255V254H228ZM17 256V257H16ZM38 256V255H36ZM99 256V254H98ZM112 256V255H111ZM122 256V257H121ZM127 256V257H126ZM144 255L141 256V258L143 257ZM191 256V255H190ZM204 256V255H202ZM212 256V255H211ZM218 256V255H217ZM222 256H224V254H222ZM235 256L232 254V257ZM246 256V255H245ZM4 258L3 261L2 259H0L1 261L0 262H4V260L8 259V258ZM32 258H28V260L26 259V263L25 264H38L39 262V259L37 260V258L35 259L34 256H31ZM106 257V256H105ZM121 257V258H120ZM137 257L134 258V260H138ZM156 258L154 259H157V257H160L159 256V253L157 254V256L155 255ZM167 257V256H166ZM165 257V258H166ZM176 256H174L175 258ZM198 257V256H197ZM213 257V256H212ZM220 257V256H219ZM227 257V256H226ZM232 257L229 256V258L231 259ZM237 257V256H236ZM236 257H234L236 259ZM242 257V256H240ZM22 259V257H19L18 259ZM129 258V259H128ZM161 258L158 260V261H161ZM173 258V257H172ZM196 257H194L195 259ZM203 258V257H201ZM206 258V257H205ZM210 258V256H209ZM239 258V257H237ZM248 258V259H249ZM102 257H100V260L101 261ZM163 259V258H162ZM177 259V258H176ZM214 259V258H213ZM23 260V261H22ZM18 261L17 262V259H16V263L14 264H23L25 261H24V258ZM42 260V259H41ZM97 259H95L96 261ZM178 260V259H177ZM209 261L210 259L206 258L204 260V263L205 261ZM246 260V259H245ZM7 261V260H6ZM145 261V260H144ZM154 264L156 263L157 264V260H154ZM169 261V259H167V262ZM171 261V260H170ZM209 264H212L214 260H210V262H208ZM212 261V263H211ZM217 263H218V259H216ZM226 261V260H225ZM234 261V260H232ZM239 261V260H237ZM236 261V262H237ZM93 262V261H92ZM98 262H94L95 264ZM131 262V260L129 261V263ZM138 262V261H137ZM146 262V261H145ZM175 262H179V261H175ZM199 262V261H198ZM215 262V261H214ZM220 262H223L222 260ZM228 262H231V261H228ZM244 262V260H243ZM246 262V261H245ZM253 262V263H252ZM10 262H5L4 264H8ZM101 263V264H102ZM128 263V264H129ZM133 263V261L131 262ZM141 263V262H140ZM162 263L165 264V261L162 260ZM161 263V264H162ZM188 263H192L191 262H188ZM200 263V262H199ZM203 263V264H204ZM206 263V264H207ZM224 263V262H223ZM232 263V262H231ZM235 263V262H234ZM3 264V263H2ZM64 264V263H62ZM74 264V263H73ZM90 264V263H89ZM93 264V263H91ZM100 264V263H99ZM135 264V263H134ZM147 264V262H146ZM167 264V263H166ZM173 264H176V263H173ZM222 264V263H221ZM225 264V263H224ZM236 264V263H235ZM244 264H247V263H244Z\"/></svg>",
    "mask_w": 264,
    "mask_h": 264
},
{
    "label": "rangeland",
    "instance_id": "rangeland-1",
    "mask_svg": "<svg viewBox=\"0 0 264 264\" xmlns=\"http://www.w3.org/2000/svg\"><path fill=\"white\" fill-rule=\"evenodd\" d=\"M197 2H198V4L197 5H199V8H200V6H202V5H205V3H203V2H207L206 4L208 5L207 7H210V8H212L213 6H214V8L215 9H221V12H223V10L222 9H226V10H224V16H225V19H223V22L221 21V24H222V28L224 27H226L225 29H223L220 33H219V35L221 34L222 36L224 35H226V33H227V36H225V37H227V40L225 41V38H224V36L222 37V36H219L218 35V38L220 37V40H219V42L221 43V41H222V43L224 42V43H226V44H228L229 43V41H231L230 40V38L232 39V36L234 35V30H232V29H230V28H235V26H234V24H233V22H234V19L233 18H235L236 19V11H238V10H244V11H246L247 13L248 12H250V8H251V10H252V12L253 11H256V9L254 8V7H257V3L255 4V0H223V1H225L226 3H227V6H226V8H223L222 6H220V4L222 5L223 3V1H219V6H217L218 5V3H217V5L216 4H214L213 2H210V1H213V0H196ZM201 1H203V2H201ZM228 1V2H227ZM230 2V3H229ZM232 2V3H231ZM210 3H211V5H210ZM252 4V7L255 9H253L251 6H248V5H251ZM253 4H255L254 6H253ZM213 5V6H212ZM239 6V8H237ZM241 6H243L241 9H240V7ZM244 6H248V7H250L249 9L248 8H245ZM227 8H228V10H227ZM124 9V8H123ZM233 9V10H232ZM236 9V10H235ZM115 9H113V11H114ZM122 10V9H121ZM124 10H127V8L126 9H124ZM117 11H119V9L118 10H116V11H114L115 13L117 12ZM225 11H226V13H225ZM228 11H229V13H228ZM233 11V12H232ZM125 12V11H124ZM231 12V13H230ZM115 13H113L112 12V15L115 17H113L112 19H114L113 21H115L116 22V24H118L117 22L118 21H120V20H124L125 18H128L127 16H128V10L125 12V13H123V10L121 11V13H120V11H119V13L117 12L116 14ZM232 13H234V14H232ZM226 14V15H225ZM236 14V15H235ZM98 15V14H97ZM116 15H118V16H116ZM122 15H125L124 16V18H122L123 16ZM234 16V17H231V16ZM229 16V17H228ZM118 17H121V19H119L118 21H117V18ZM228 18V19H227ZM126 20V19H125ZM133 21V19H128V23H131L132 21ZM131 21V22H130ZM126 22V23H127ZM261 22H263V21H260V22H253V21H250V24L251 23H253V24H251V26H254L253 27V29H260L261 28V26H263V24H261ZM113 23V22H112ZM122 23H125L124 21L122 22ZM122 23L121 22H119V25L121 24V26H122ZM133 23V22H132ZM131 23V24H132ZM125 25H127V24H124V26ZM233 25V26H232ZM128 26V25H127ZM231 26V27H230ZM255 26H257V27H255ZM126 27V26H125ZM230 27V28H229ZM128 29H129V31L130 30H132V26H130V27H128ZM207 29V28H206ZM227 29V30H226ZM102 30V29H101ZM104 30H106V29H104ZM103 30V31H104ZM111 30V29H110ZM208 30H209V26H208ZM226 30V31H225ZM232 30V31H231ZM240 30H242V29H240ZM106 31H109V29H107ZM230 31L232 32L231 34H230ZM225 33V34H223V33ZM235 32H236V30H235ZM243 32H244V29H243ZM99 33H101V32H99ZM98 33V34H99ZM109 33L111 34L112 32L111 31H109V32H106V33H101V34H99V37H101V38H98V36L96 37L98 40L97 41H101V42H103V41H105V43H106V40H107V42H108V40L112 37V36H110L109 37ZM242 33V31L240 32V34ZM103 34V35H102ZM230 34V35H229ZM244 34V33H243ZM101 35V36H100ZM112 35V34H111ZM229 35V36H228ZM242 35V34H241ZM243 36V35H242ZM106 37V38H105ZM228 37H230V38H228ZM107 38H109V39H107ZM225 44V45H226ZM136 46H133V49H135L136 51L139 49V48H135ZM141 47V46H140ZM106 49V48H105ZM104 49V50H105ZM103 50V51H104ZM132 50V47L130 48V51ZM135 50H132L131 52H135ZM140 51L139 52H137V56H139V55H141L142 53H145L146 51H147V49L144 51L143 50V47L141 48V49H139ZM141 50H143L142 52H141ZM105 51H107V50H105ZM105 51L103 52L104 54L102 55V57H106L107 59H108V57L109 58H111V57H115V55H118V54H116L115 52L116 51H114V50H110V51H108V52H106L105 53ZM112 51V52H111ZM114 51V52H113ZM141 52V53H140ZM109 53V54H108ZM111 53H114V54H111ZM147 53H148V51H147ZM106 54V55H105ZM111 54V56H109ZM135 54H136V52H135ZM117 57L118 56H116L115 58L117 59ZM105 58V59H106ZM114 58V59H115ZM113 59V60H114ZM116 59L114 60L115 61V63H114V66L116 67V64H118V63H116L117 61H116ZM195 59V58H194ZM109 60V59H108ZM121 61V59L118 57V61ZM196 60H197V58H196ZM195 61V60H194ZM201 61V60H200ZM191 62L193 63V60H191ZM122 63V62H121ZM120 63V64H121ZM182 63H185V62H182ZM200 63H202V61L200 62ZM120 64H118V65H120ZM180 64H181V62H180ZM193 64H195L196 66H197V64H199L198 63V61H195ZM203 64V63H202ZM201 64V65H202ZM207 64V63H206ZM205 63L203 64V65H206ZM195 65H194V68H196L195 67ZM200 65V64H199ZM200 65V69H202V66ZM121 66H123V68H124V65H123V63H122V65ZM118 67H120V66H117L116 68H118ZM132 67V66H131ZM130 67V68H131ZM197 67H199V66H197ZM109 69V68H108ZM107 69V70H108ZM119 69H122V67H120ZM91 70V69H90ZM106 70V71H107ZM196 70H199V69H196ZM87 71H88V69H87ZM86 71V72H87ZM109 71V70H108ZM110 71H112V70H110ZM176 71V70H175ZM92 72V71H91ZM107 73V72H106ZM108 73H111V72H108ZM85 74V73H84ZM90 73H89V71H88V75H89ZM92 74V73H91ZM180 73H179V71L177 72H175V74H173V76L175 77V78H177L178 77V75H179ZM85 75H87V74H85ZM85 75H84V78H83V81H85V83L83 84L84 86V88L82 87V89H86L87 88V91H89V92H93V93H89L88 92V98L86 99L85 98V95H83V93H85V92H87V91H83V93H82V91L79 89V91H78V86H77V93L79 94L80 92H81V94H77L76 92H74V93H71V94H69V98L67 97L68 95H65L66 96V98H65V96L63 95L62 97H64V99L66 100V99H69V101L68 102H74L75 100H77V102H76V107H74V111H73V113H72V110L71 111H69L68 112V114L70 113V115H71V113H72V115L70 116V117H68V114L66 113V117H68V118H71V117H73L74 118V121L76 120V119H78L77 121L79 122H77V121H75L74 122V124L75 125H71L72 127V129L71 130H75L74 132L75 133H78V134H80V135H82L81 136V139L83 140V147L80 145L81 143H80V140L77 142V139L79 138V135H77V136H75V135H65V139H63V141H60L59 139H62L61 137H63L64 135L61 133V131H60V135H58L57 137L59 138H55V140L57 141V140H59L60 142H58L57 143V146L56 147H53L54 149H55V151L54 152H56V153H59V155H55L54 157H50L49 159H48V156H46L47 157V159H46V157L45 156H42L43 158H39L40 160H50L49 161V167L50 168H59V167H61V166H68V168H69V172H70V174L73 176V178L71 177V175L69 176L70 177V180L69 181H65V179L67 178H65L64 176H58L59 174L57 173V172H55V171H52L53 173H54V175H53V177H51L52 176V172L50 171L51 169L49 168V167H47V169H46V172L44 171V169L42 170L41 168L39 169V170H41V171H43L42 173H41V171H37V169H34V172H32L33 170H32V168H30L29 167V165L28 164H26V162H29V163H32L31 161V156L34 154L33 152H30V153H28V156H25V154L23 155V156H25V157H23V156H17V158H12V160L10 161V160H8V161H10V162H14V160H15V162H18V160H20V161H25V163H22V165H25V167H22V165H21V163L20 162H18V165L23 169V170H25L24 172L22 171V169H21V171H20V173H23L25 176H28V178H29V181H31V182H29L28 184H26V185H24L25 187H22V186H20V188H19V186H17V188H16V186H15V184L14 183H16V182H13V181H15V179L16 178H18V176H19V174H18V176H13V177H9L8 178V180L10 179L11 180V182L10 181H8L7 179H5V178H3V176H0V179H1V177H2V179H4V181H5V183H6V185L4 184V181H3V184L6 186H4V185H0V192L1 191H4V192H1L0 193V227L2 226H6V225H8V227H11V228H14L16 231H19V232H22L21 233V235H23V236H27L28 234H30L31 232H33L34 233V235L36 236V238L38 239V238H40L39 240H38V245H36L35 247L36 248H33L34 246H32V248H33V253H34V255H32L33 253H32V249L31 250H28L29 251V253H28V255H27V253H25V252H28L27 251V246H19L18 244V246H19V248H20V251L18 252V253H20L19 254V256H18V254H17V256H18V258L19 257H22V259L24 258V263L23 264H25L26 263V259L28 260V258L30 259V258H32L31 256H34V258L36 259L37 258V260L39 259V263L38 264H62V263H64V264H91V263H93V264H95L94 262H98V260H100V257H102V259H101V261H99L98 262V264L100 263H102L103 261H104V258L105 259H109V261L111 262V259H110V257H112V261H113V259H114V261H116V259H118L117 257H118V253H120V252H118V250H116L118 253H115V254H113L114 252H112L113 250H115V245H116V241H117V239L116 238H119L118 237V235L123 239H121L122 241H125L126 242V240H128V237H129V239H131V238H133V236L132 237H130L131 235H134V234H136V235H134V237L136 238H134V239H132V240H139V238L141 237V239H142V236H139L140 234H142V233H144V232H146L145 230H147V232L146 233H150V231H151V229L150 228H148V226L149 227H151L152 226V229L154 230V229H157V225H158V227H160V229H157V230H162L163 232H164V230H165V232L166 233H162L161 232V238L159 237V235L156 233V235L154 236L156 239L159 237L160 239H158V240H156L154 237L152 238H150V240H152L153 241V243L155 242V243H158V248L160 247V248H162L163 250H161V249H156V250H154V251H152V252H149V253H147V251L144 253V254H141L139 257H137L136 255H133V253H134V251H135V247H137V246H139V245H141V243L143 242V241H145L146 239V237L144 236L145 235V233H144V238L142 239L143 241H141V243H138V241H136L137 242V245H135L134 244V242L132 241L131 243L129 242V244H130V247L129 248H124V249H122L123 247H125V246H123V244H122V241L121 240H119V241H121V245L119 246V249H121V251H122V260H124V258H125V253H124V251L126 252V250H128V249H130L131 248V246H133V250L134 251H131L130 252V250L129 251H127V252H129L128 253V257L130 258H128L129 259V261L131 260V262L133 261V263H129V261L127 260V259H125L124 261L125 262H127V264L129 263V264H146V262H147V264H154V260H159L160 259V257H162L161 258V261H158L157 262V264H161L162 263V260H164L165 261V264L167 263V264H173V263H176V264H203L204 263V260L206 259V258H208V259H210V260H214L213 261V263H212V261H211V263L212 264H244V263H247V264H249V263H251V260H254V257H253V259H250L251 257L250 256H254L253 255V253H254V248L256 247L255 245H251V247H254L253 249L250 247V241H251V243H253L255 240H256V242L257 241H260V242H258L259 243V245H260V243H262V245H264L263 244V242H264V231H262V229L264 230V224L263 225H261V226H259V224H257L256 223V221H257V219H255L256 217V213H259L260 215H263L264 216V210H263V212L262 211H260L263 207H264V165H262L261 163H263L264 164V111H262V112H260V113H257L258 114V119H257V114L256 113H254L252 116H254L253 117V121L252 120H250L249 121V123H250V127L248 126V125H246V123L248 122V118H249V115H248V117L245 119V121H242V124H241V122H240V124L241 125H239V127H234V126H229V124L231 123L230 121V123L229 122H227L228 120H229V118H228V112H227V110H226V108L230 105V98H231V94H229L230 93V91H229V89H230V87L228 86H226L227 88V90H226V92H224V94L222 93V95H221V93L219 94V92L220 91H211V92H206V91H204V92H201V95L200 94H197L196 96H198V97H193V101H195L196 100V102H194V105H193V107L194 106H196V108L194 109V110H196V111H194V110H192L191 109V115H189V114H187V115H182V114H184L185 112H186V110H184L185 112H183L182 111V113L180 114H177L176 113V115H174L173 116V114H171V116L169 115V112L167 113L166 111H164V113H161V112H158V113H160V114H158V120L157 119H154V118H152L151 120H150V122L149 123H147L148 124V126H146L147 124H145V125H143L142 123H141V121H140V119H132L133 121H135V124H137V125H135L134 126V123H133V121H131L130 122V118L129 119H127L128 117H126L125 118V120L126 121H124V117H122V120H121V124L118 126V128L116 127V128H114L115 126H117V125H114L115 123H114V121L112 120V122L110 123V122H108V119L109 118H103V119H105L104 121H105V123H104V121H103V123L101 122V121H99L100 119H98V121H97V117H93L94 115V113L95 112H93V107H96L97 108V106L95 105V104H97L98 103V101H99V103H100V101H101V99H97V98H99L100 96H101V91H103L105 88H107L108 89V87L107 86H109V90H108V92H111V91H113L115 88H114V86L116 85V84H113V82L114 83H116L117 82V78L120 80V82H118V84L119 83H121V77L119 78V77H117L116 76V78H111V74H108V76H106L105 75V77H107V78H109V79H107V78H105V77H103V76H98V77H94L93 76V78L95 79L96 78V80H93V78H90L89 76H87V78L85 79ZM177 76V77H176ZM100 77V78H99ZM66 78V77H65ZM64 78V79H65ZM90 79V80H89ZM92 79V80H91ZM107 79V80H106ZM111 79H112V81H111ZM114 79H116V80H114ZM185 79V82H184V80H183V84H182V87L184 86V88L183 89H186V88H188L189 86H192V85H194L195 84V82H196V79L195 78H193L192 80H190L191 79V77H187V78H184ZM195 79V81H193ZM66 80V79H65ZM64 80V81H65ZM99 80V82L98 83H96V81H98ZM102 80V81H101ZM118 80V81H119ZM187 80H190V81H187ZM63 81V82H64ZM67 81V80H66ZM106 81V82H105ZM193 81V82H192ZM63 82H62V84H63ZM86 82H88V83H86ZM96 84H94V83ZM105 82V83H104ZM124 82V81H123ZM122 82V83H123ZM64 84H65V82H64ZM79 84V88H81V86H80V83H77V85ZM86 84H87V87L85 88V86H86ZM99 84L101 85V86H99ZM106 84H109V85H106ZM116 85V86H119V88H120V85L121 84H119V85ZM187 84V85H186ZM89 85V86H88ZM125 85V82H124V84L121 86V87H123ZM91 86V87H90ZM96 86H98L97 88H96ZM102 86H104V89L102 88ZM106 86V87H105ZM188 86V87H187ZM92 87H94V88H92ZM102 89H101V88ZM111 87V88H110ZM186 87V88H185ZM8 88V86L6 85L5 86V88L3 89V92H5L6 90H8L7 89ZM88 88L90 89V90H88ZM92 88V89H91ZM114 88V89H113ZM76 89H75V91H76ZM94 90H96V91H94ZM100 90V91H99ZM106 90V89H105ZM97 91L98 92H100V96H96L97 94ZM221 91L223 92V91H225V88H221ZM3 92H2V94H3ZM105 93H106V91H104ZM104 92H103V94H104ZM227 92H229L228 93V95H227ZM114 93L115 94H117L115 91H114ZM2 94H0L1 96H2ZM91 94V95H90ZM103 94H102V96L101 97H103ZM106 94H110V93H106ZM105 94V95H106ZM219 94V95H218ZM73 95V96H72ZM74 95H75V97H76V95H77V97L76 98H74V100H72L73 98L72 97H74ZM84 96V99H83V96ZM99 95V94H98ZM227 95V96H226ZM0 96V97H1ZM18 96H22V95H18ZM18 96H15L14 98H15V100H17V101H12V99H13V97H10V100H9V97H5V95L4 96H2L1 98L2 99H0V102H4V100L3 99H7L8 100V106H17L18 104H20L21 103V98L20 97H18ZM219 96H220V98H219ZM230 96V98H228ZM23 97V96H22ZM82 97V99H80ZM94 99H93V98ZM97 97V98H96ZM100 97V98H101ZM203 97H204V100H203ZM219 99H218V98ZM247 97V99L249 98V96H246ZM70 98H72V99H70ZM197 98V99H196ZM198 98H200V102L198 101V103H200V105H197L196 103H197V100H198ZM227 98V101H225V99ZM23 99H24V97H23ZM82 100V101H84L83 102V104H82V102L80 103V105H78V107H77V103L80 101V100ZM65 100H63V102H65ZM88 100V102H87V104H85L86 103V101ZM98 100V101H97ZM192 100V98L190 99V101ZM193 101H192V103H193ZM18 103L17 105L15 104V103ZM97 102V103H96ZM6 103V102H5ZM12 103V104H11ZM88 103H89V105H88ZM227 103V104H226ZM11 104V105H10ZM203 104H205V105H203ZM82 105V106H81ZM85 105V106H84ZM95 105V106H94ZM189 105H191V103L189 104ZM214 105V106H213ZM225 105V106H224ZM12 106V107H13ZM200 106V109L198 108ZM87 107V108H86ZM192 107V108H193ZM204 107V108H203ZM206 107V108H205ZM208 107V108H207ZM76 108L78 109V110H76ZM79 108H80V110H79ZM92 108V109H91ZM156 108H158V107H156ZM201 108H202V110H201ZM213 108V109H212ZM73 109V108H72ZM85 109V110H84ZM199 109V110H198ZM215 109V110H214ZM81 110H83V111H81ZM94 110L96 111V109L94 108ZM214 110V111H213ZM225 110H226V112H225ZM77 111V112H76ZM89 111H90V113L93 115L92 117L95 119V120H93V118L91 117L90 118V116H91V114H89ZM197 111H198V113L199 114H197L196 115V113H197ZM201 111V112H200ZM202 111H204L203 112V114H202ZM209 111V112H208ZM213 111V112H212ZM76 112V113H75ZM80 112V113H79ZM82 112V113H81ZM196 112V113H195ZM206 112H207V115H206ZM213 113V115H212V113ZM75 113V114H74ZM78 113V114H77ZM84 113V114H83ZM167 113V114H166ZM195 113V115L193 116V114ZM211 113V114H210ZM262 113V114H261ZM166 114V115H165ZM175 114V113H174ZM218 114V115H217ZM76 115H78V116H76ZM83 115V116H82ZM98 115V114H97ZM156 115V114H155ZM161 115V116H160ZM169 115V116H168ZM180 115H181V117H185L186 119H187V117L186 116H188L189 115V118H190V116H191V118H190V120L188 119V120H186L185 118V120H186V122H187V124H188V126H187V124H185V121H184V119L182 118V119H180ZM203 116L202 118H201V116ZM221 115H222V117H221ZM76 116V117H75ZM85 116V118H83ZM87 116H88V118H87ZM95 116H96V113H95ZM157 116V115H156ZM179 116V119L177 120V121H175V119L177 118ZM251 115H250V119H252L251 117H252ZM261 116H263V118H261ZM164 117H166L165 119H164ZM206 117V118H205ZM211 117V118H210ZM214 117H216L215 118V120H216V122H214L213 120H214ZM224 117V118H223ZM256 117V118H255ZM68 118H67V120H68ZM73 118L72 119H70V120H68L67 121V125H69L70 126V124L72 123L71 122V120H73ZM81 118V119H80ZM86 118L90 121H88L87 122V120H86ZM157 118V117H156ZM198 118V119H197ZM83 119V120H82ZM102 119V120H103ZM193 119V120H192ZM196 119H197V121L199 120H201V122H197L196 121ZM219 119V120H218ZM257 119V120H256ZM111 120V119H110ZM109 120V121H110ZM128 120V121H127ZM141 123H139L138 121ZM206 120V121H205ZM225 120H227L226 122H225ZM261 120H263L262 122H261ZM70 121V124L68 123ZM178 121H180L182 124H181V126H180V123L178 122ZM217 121H219V122H217ZM252 121V122H251ZM83 122H85V123H83ZM99 122V123H98ZM153 122V123H152ZM174 122H176V124L174 123ZM204 122H207V123H204ZM221 122V123H220ZM256 122V123H255ZM77 123V124H76ZM94 123V124H93ZM110 123V124H109ZM214 123V124H213ZM215 123H216V125H215ZM220 123V125L218 126V124ZM225 123V124H224ZM227 123H229V124H227ZM261 123V124H260ZM86 124V125H85ZM102 124H103V126H102ZM123 124V125H122ZM160 124L161 125H163V126H160ZM193 124H195V126H192ZM201 124V127L200 126H198V125H200ZM204 124V125H203ZM206 124V125H205ZM208 124V125H207ZM210 124V125H209ZM248 124V123H247ZM255 124H257V126H255ZM78 125V126H77ZM125 125H127V126H125ZM131 125V126H130ZM180 127H179V126ZM202 125L204 126L203 128H202ZM213 125V126H212ZM226 126V128L228 127V129H225L226 131H228L227 133H228V135H227V133H222V130H224V129H222V127L223 126ZM243 125V126H242ZM245 125V126H244ZM93 127L94 126V128L91 130V127ZM102 126V127H101ZM140 126H143V128L142 127H140ZM152 126V127H151ZM159 126V127H158ZM184 128H183V127ZM209 126V127H208ZM248 126V128H246ZM260 126V127H259ZM90 127V128H89ZM95 127H96V129H95ZM103 128L102 130L100 129V128ZM111 127L113 128L112 129V131H111ZM121 129H120V128ZM122 127H125L127 130H124ZM149 127H151V131H150V128ZM194 127V128H193ZM206 127V129H207V131H205V128ZM208 127V128H207ZM241 127V128H240ZM242 127H243V129H242ZM254 127H255V129H254ZM101 130L102 132L100 133V131L99 132H97L96 130ZM107 128V129H106ZM140 128V130H138V129ZM145 128V129H144ZM152 128H153V130H152ZM199 128L201 129H204V130H202V131H205V132H202L201 131V133L199 134L197 131H199ZM224 128V127H223ZM232 128V129H231ZM236 128L237 129H240V130H242V131H238V130H236ZM109 129V130H108ZM184 129V130H183ZM191 129V130H190ZM211 130L212 132H213V134H212V132L211 131H209V130ZM246 129V130H245ZM260 129V130H259ZM85 130V131H84ZM122 130H124V131H122ZM129 130H131V131H129ZM182 130V131H181ZM189 130V131H188ZM194 130V131H193ZM225 130H224V132H225ZM245 130V131H244ZM250 130V131H249ZM253 130H254V132H253ZM258 130L260 131V132H258ZM87 131V132H86ZM109 133H108V132ZM116 131H117V133H116ZM121 131L123 132V133H121ZM126 131V132H125ZM141 132V134H139V132ZM155 131V132H154ZM216 133H215V132ZM233 131H234V133H233ZM244 131V132H243ZM247 131V132H246ZM39 132H41V137H40V133ZM39 132H37L36 133V135H35V137L38 135V137H39V141L42 143V145L43 144H45V145H43V147H41L42 149L41 150H49L48 149V147H45V146H47V143H45L46 141H44V139H45V137H46V135H45V131L44 130H41V131H39ZM96 132V133H95ZM106 132H107V134H109L108 136L106 135ZM132 133V134H130V133ZM148 132V133H147ZM150 132V133H149ZM152 132V133H151ZM200 132V131H199ZM219 132H221L222 134H220ZM230 132V133H229ZM239 132V133H238ZM56 133V135L57 134H59V133H57V132H55ZM98 133V134H97ZM114 134V136L116 137V138H114V136H113V134ZM146 135H145V134ZM187 133V134H186ZM198 134V136H196V138H195V136L193 137L191 134ZM237 133V134H236ZM246 133V134H245ZM254 134V136H253V134ZM258 133V134H257ZM44 134V136H42ZM99 134H101L100 136H99ZM121 134V135H120ZM148 134H149V136H148ZM152 134H154V135H152ZM163 134V135H162ZM195 134V135H196ZM203 134H204V136H203ZM206 134H208V135H206ZM230 134V135H229ZM241 134V135H240ZM249 134V136L251 135V136H253L252 137V139H253V141H252V143L250 144V145H247V143H246V139H245V136L246 135H248ZM263 134V135H262ZM106 135V136H105ZM117 135V136H116ZM160 135H162V136H160ZM206 135V136H205ZM221 135V136H220ZM227 135V136H226ZM236 135L238 136V135H240L239 137H236ZM70 136V146L68 145V147L66 146V148H65V143L66 142H68V144H69V141H66L67 139H68V137ZM126 137V138H123L122 139V137ZM151 136V137H150ZM173 138V140H172V138ZM186 136V137H185ZM201 136V137H200ZM210 136V137H209ZM230 136H231V138H230ZM234 136L237 138H235V140L234 139H232V138H234ZM242 136H244V138L242 137ZM42 137H43V139H42ZM67 137V138H66ZM76 137V138H75ZM83 137V138H82ZM134 137V138H133ZM147 137V138H146ZM170 137V138H169ZM176 137V138H175ZM179 137H180V139H179ZM184 137H185V139H184ZM191 137V138H190ZM197 137L198 138H200V140L198 139L197 140ZM206 137V138H205ZM40 138H41V140H40ZM76 140H75V139ZM111 138H113V139H111ZM121 138V139H120ZM132 138V139H131ZM162 139V140H159V139ZM182 138V139H181ZM193 138V139H192ZM202 138V139H201ZM205 138V139H204ZM213 138V139H212ZM215 138V139H214ZM227 138H230L231 139V142H232V140H233V142L234 141H236V140H238V141H236V143L234 144L233 142L232 143H230V139H227ZM128 139V140H127ZM133 139H134V141H133ZM136 139H138V141L136 140ZM141 139V140H140ZM144 139L145 140H147V142L145 141L144 142ZM190 139H192V140H190ZM196 139V140H195ZM242 139H244V141H242ZM74 140H75V142H77V143H75L74 144ZM109 140H110V142H109ZM176 140H177V142H178V140L180 141V142H178L179 144L178 145H176L175 143H176ZM196 142H195V141ZM202 140V141H201ZM205 140L207 141L208 140V145H207V143L205 142ZM213 140V141H212ZM219 140H221V141H219ZM222 140H224V141H222ZM227 140H229V143H228V141ZM44 141V142H43ZM116 141V142H115ZM126 141L128 142V144H126ZM141 143H140V142ZM171 141V142H170ZM185 141V142H184ZM188 141V142H187ZM193 143H192V142ZM197 141H201V144H200V142H197ZM204 141V142H203ZM218 141H219V143H218ZM260 141V142H259ZM65 142V143H64ZM87 144H86V143ZM101 142V143H100ZM137 142V143H136ZM170 142V143H169ZM212 142H215V144H217V146H215L214 145V143H212ZM223 142H225V144L223 145L224 146V148L222 147V144H223ZM226 142H227V144H226ZM239 142V143H238ZM41 143H40V145H41ZM100 143V144H99ZM103 143H104V146H102L103 145ZM135 143V144H134ZM173 143V144H172ZM183 143V144H182ZM187 143H189V144H187ZM194 144L195 143V145H194V147L192 148V144ZM238 143V144H237ZM61 144L63 145V148L61 147ZM67 144V143H66ZM75 145V147L77 146V145H79V146H77L79 149V152H78V150L74 147V145ZM86 144V145H85ZM102 144V145H101ZM108 144V145H107ZM128 145L129 146V150L127 149V150H125V151H127V153H125L124 151H123V149L124 148H127L128 146H126V145ZM132 146H131V145ZM199 144L201 145V146H199ZM206 144V145H205ZM255 144V145H254ZM41 145V146H42ZM101 145V146H100ZM106 145V146H105ZM134 145H135V149L133 148L134 147ZM191 145V146H190ZM199 147H198V146ZM205 145V146H204ZM213 145H214V147H213ZM236 145V146H235ZM241 145V146H240ZM260 145V146H259ZM87 146V147H86ZM98 146H100L101 148H98ZM112 146H114V147H112ZM131 146V147H130ZM143 146H144V148H143ZM172 146V147H171ZM187 146V147H186ZM190 147V149H189V147ZM243 146H244V148H243ZM253 146V147H252ZM70 147V148H69ZM106 147H107V149L108 150H106L105 151V153L103 152L104 150L103 149H106ZM159 147V148H158ZM208 147V148H207ZM260 147V148H259ZM43 148H45V149H43ZM49 148H51V147H49ZM60 148H62L63 150H64V153L62 154V153H60ZM90 148H91V150H90ZM115 148V149H114ZM140 148V149H139ZM168 149V151H167V149ZM239 148V149H238ZM245 148H249L248 150H249V152H251V154L248 152V154H247V149H245ZM251 148V149H250ZM54 149H52V150H54ZM62 149H61V151H62ZM65 149L67 150V151H65ZM82 149H83V152H82ZM96 151V153H97V151L99 150L100 152L102 151L103 153H97L98 154V156L100 155V157L98 158V157H93L96 153L94 152V155H92L93 154V151L94 150ZM114 150V152L112 151V150ZM139 149V150H138ZM146 151V153H145V151ZM189 149V150H188ZM208 149H210V150H208ZM235 149V150H234ZM51 150V151H52ZM58 150H59V152H58ZM73 150H75V151H73ZM93 150V151H92ZM112 151V152H110V151ZM132 150H133V154H131V152H132ZM137 150V151H136ZM170 150V151H169ZM206 150V151H205ZM232 152H231V151ZM251 150H253V151H251ZM90 152V155L88 154L89 152ZM109 151V152H108ZM195 151V152H194ZM208 151V152H207ZM236 151V152H235ZM73 152H78V153H76V154H78L77 155V160H79V161H77L76 162V158L75 159H72L71 160V162L72 163H75V165H73V164H69V163H71V162H69L70 161V159H71V154L73 153ZM81 152H82V154H81ZM92 152V153H91ZM121 152H124L123 154L121 153ZM135 152V153H134ZM203 152H204V155H202L203 154ZM206 152L208 153V154H206ZM211 152V153H210ZM220 152V153H219ZM53 153V152H52ZM114 153H116V158L117 157H120V158H124V159H120V160H118V158H117V161H120V162H122V163H124V166H123V164H114V162L113 161H111L112 160V158H113V156L115 155ZM137 153V154H136ZM164 153V154H163ZM231 153V154H230ZM246 153V154H245ZM262 153V154H261ZM55 154V153H54ZM67 154V155H66ZM73 154H75V153H73ZM72 154V155H73ZM76 154H75V157H76ZM84 154H85V156H84ZM103 154H105V155H103ZM121 154V155H120ZM128 154H131V155H134V154H136L133 158H135V160H131V158H132V156L131 155H129V156H127ZM168 154V155H167ZM173 154V155H172ZM215 154V155H214ZM230 156H229V155ZM232 154H234V155H232ZM243 154V155H242ZM245 154V155H244ZM250 154V155H249ZM26 155H27V153H26ZM31 155V156H30ZM64 155V156H63ZM89 155V157L91 158V157H93L92 158V160H90V158H89V160H87L88 158H86L85 159V157H87ZM117 155H119V156H117ZM123 155V156H122ZM139 155H141V156H139ZM145 155V156H144ZM162 155V156H161ZM208 155V156H207ZM223 155V156H222ZM242 157H241V156ZM257 157H256V156ZM39 156V155H38ZM38 156H36L37 158H38ZM61 156V157H60ZM97 156V155H96ZM108 156V158H105V157H107ZM139 156V157H138ZM153 156V157H152ZM167 156V157H166ZM203 156V157H202ZM229 156V157H228ZM232 156V157H231ZM254 156V157H253ZM22 157V158H21ZM26 157H29V158H27V159H25ZM41 157V156H40ZM82 157V158H81ZM131 157V158H130ZM146 157V158H145ZM197 157V158H196ZM199 157V158H198ZM214 157V158H213ZM226 157H227V159H226ZM240 157V158H239ZM258 157H259V159H261V161H259V159H258ZM261 157V158H260ZM56 158H62L61 160H59L60 161V163H59V161H57V160H55ZM96 158H98L97 160L98 161H96L95 159ZM102 158H103V160H102ZM115 157H114V161H116L115 159H116ZM168 158V159H167ZM204 160H202V159ZM216 158V159H215ZM239 158V159H238ZM243 158V159H242ZM252 158V159H251ZM257 158V159H256ZM22 159V160H21ZM83 159H85V160H83ZM105 159V160H104ZM128 159V160H127ZM149 159L151 160V162L149 161ZM160 159V160H159ZM200 159H201V161H200ZM219 159V160H218ZM234 159H236V160H234ZM242 159V160H241ZM256 159V160H255ZM53 160H55L56 161V163H54V161ZM65 160H66V163H64L65 162ZM75 160V161H74ZM94 160L96 161V162H99L100 163V165L99 164H97L96 165V162L94 163ZM143 160V161H142ZM147 160H148V162H147ZM210 160V161H209ZM228 160V161H227ZM232 160L234 161V162H232ZM241 160V161H240ZM250 160V161H249ZM253 160V161H252ZM7 161V162H8ZM89 161V164L87 165V166H85V164L87 163V162ZM107 162V164H106V162ZM112 162V163H110V162ZM126 161V162H125ZM128 161V162H127ZM140 161H141V164L140 165H146L147 166V169L149 170V172H148V170H144L145 171V173H149V175H150V177H147L148 176V173L147 174H145L144 173V175H145V177H146V179H145V184H144V186H143V188L141 187V185H137V186H139V190H138V188H136L135 186V188H133V187H131V189L132 190H128V189H126L125 191H124V189L123 188H118L119 190H117L116 188H113L111 185H110V180L109 179H107V177L105 176L106 175V173H109V170H110V166H114V167H112L111 168V170L110 171H112V170H114V168L115 167H117L118 168V170H120L121 169V166H123V167H129V168H131L133 165H135L136 163H140ZM153 161V162H152ZM156 161V162H155ZM202 161L203 162H205V163H203L202 164ZM225 161H227L226 162V164H227V166H226V164H225ZM259 161V162H258ZM14 162V163H15ZM92 162V163H91ZM129 162H130V164H129ZM131 162H133V163H131ZM145 162V163H144ZM210 162V163H209ZM220 162V163H219ZM222 162V163H221ZM261 162V163H260ZM51 163H54V164H51ZM102 163H104V164H102ZM117 163V162H116ZM128 163V164H127ZM144 163V164H143ZM152 164V166H151V164ZM173 163V164H172ZM182 163H184V165L183 166H186L185 168H182L183 166H182ZM239 163V164H238ZM251 163V164H250ZM58 165L57 167H53L52 165H54V166H56V165ZM80 164H83V165H80ZM91 164H93V167H92V165ZM148 164L150 165V167H148ZM178 164V165H177ZM189 164V165H188ZM202 164V165H201ZM216 164V165H215ZM218 164V165H217ZM220 164H221V166H220ZM225 165V166H223V165ZM256 164H257V166H256ZM11 165H12V163H11ZM52 167H51V166ZM71 165V166H70ZM80 165V166H79ZM91 165V166H90ZM95 165L96 166H100V167H102V169H100V172H101V174L102 175H100V173H99V168H97V172L99 173V176H97L96 177V180L98 181V183H96L97 181L96 180H93L94 179V176L91 174L92 173V171H93V168H95ZM107 165H109V166H107ZM118 165L120 166V167H118ZM126 165V166H125ZM158 165V166H157ZM255 165V166H254ZM13 166V165H12ZM12 166H10V165H7L6 164V167L9 169V168H12ZM85 168H84V167ZM92 167L91 169H90V167ZM106 166V167H105ZM157 166V167H156ZM173 167V169H171L172 167ZM188 166L190 167V168H188ZM209 166V167H208ZM218 166H220V167H218ZM222 166H223V168H222ZM235 166V167H234ZM74 167V168H73ZM89 167V168H88ZM123 167H122V169H123ZM144 167V166H143ZM211 167V169L212 170H210V173H209V168ZM228 167H231V168H229L228 169ZM249 167H251V169H254V171L253 170H251ZM70 168H73V169H71V171H70ZM76 168V169H75ZM81 170H80V169ZM103 168H104V170H103ZM116 168V169H117ZM146 168V167H145ZM144 168V169H145ZM152 168H153V170H152ZM176 168V169H175ZM182 170H181V169ZM186 168H188L187 170H186ZM197 168V169H196ZM219 168L221 169V171L220 172H222L221 174V176L218 178L217 177V171H219ZM233 168H234V171L232 172L231 170H233ZM259 168L261 169V170H259ZM75 169V170H74ZM86 169H89L88 171L86 170ZM108 170V172H105V171H107ZM169 171H168V170ZM200 169V170H199ZM204 169V170H203ZM214 169H216V170H214ZM73 170V171H72ZM85 170L87 171V173L85 172ZM95 170V169H94ZM150 170L152 171V172H150ZM175 172H174V171ZM188 170H189V172H188ZM196 170V171H195ZM207 170V172L209 173V174H211V172H212V175H210V177L211 176H216L217 177V179L216 178H214V179H216V180H214V181H216V183H214V185H212V187L213 186H215V185H217V184H223L224 186H223V189L225 190V195L227 196V198H233L234 199V197L236 196V195H242V196H240L241 198H240V200L239 201H241V202H244V201H246V206L247 207H249V209L247 210V207H246V209H245V211H246V216H245V213H243L244 214V218L242 219V220H240V219H237V224L235 223H233V226H232V223L230 222V223H228L227 225H225V229H227L226 228V226H228V228H229V225H231V227H233V228H230V230H225L224 229V225H222L221 227H222V229H223V231H222V233L225 231H227L228 233V235H231V236H233V237H229L228 235L226 236L227 237V239H225V240H223V243L220 241V239H218V238H216V236H218L219 235V233L218 232H212V234L214 235V234H216V235H212V238L210 239V241L213 243V244H215L217 247V251L216 252H218L217 253V255L215 254V251H212L211 250V252H212V254H211V252H208L207 251V249H208V246H210L209 244H210V242H208V244H206V245H204L205 247L204 248H202L201 250H200V248L201 247H203V244L204 243H207L206 241H203L202 239L204 238V240L209 236L210 237V235H211V233H208V232H210V231H208V232H203V231H201V230H199L197 227H194V225H192L191 223H189V222H186L187 224H189L188 226L185 224V226H183V220H185L186 218H184V217H182L183 215V213H182V211L184 210L185 211V208L188 206V203H190V199H191V197H192V195L194 194V192L199 188H197V186H199L200 184L199 183H201L200 182V180H203V177L205 176V174L204 173H206L207 174V172H205ZM244 170V171H243ZM247 170H249V173L248 172H246ZM178 171H179V173H178ZM241 171H243V172H241ZM25 172H27L26 174H25ZM36 172V173H35ZM38 172H39V174H38ZM74 174H72V173ZM81 172H85L83 175L81 174ZM201 172V173H200ZM219 172V173H220ZM36 175H35V174ZM45 173H47V175H49V174H51L50 175V178H48V177H46L47 175H45ZM93 173H94V171H93ZM97 173V174H98ZM151 173V174H150ZM164 173H165V175H164ZM175 173V174H174ZM190 174V175H187V174ZM225 173V174H224ZM227 173H229V174H227ZM233 173H235L236 175L238 174V176L241 178H244L245 177V175L244 174H246V175H248L249 176V180H251V182L253 181V183H254V186L249 190V188L251 187L249 184H244V185H242L241 184V186L239 185H237L238 187H236V188H234V186H235V184H234V182H233ZM34 174V175H33ZM38 174V175H37ZM41 174H44V175H41ZM58 174V175H57ZM81 174V175H80ZM95 174V173H94ZM172 174V175H171ZM203 174V175H202ZM254 174V175H253ZM1 175V174H0ZM85 175H91V177H89L88 176V178H86V179H83L84 177H86ZM179 175V176H178ZM185 175V176H184ZM197 175V176H196ZM202 175V176H201ZM43 176V177H42ZM79 176V177H78ZM103 176L105 177V178H103ZM168 176H171L170 178L168 177ZM181 176V177H180ZM200 178H199V177ZM225 176V177H224ZM252 176V177H251ZM260 177L261 178V180L258 178L257 179V181H254V179L256 180V178L257 177ZM33 177H35V178H33ZM57 177V178H56ZM64 177V178H63ZM77 177V178H76ZM93 177V178H92ZM168 177V178H167ZM193 179H192V178ZM222 177H223V179H222ZM238 177V179H237V181H240L241 182V180L242 179H240ZM251 177V178H250ZM15 178V179H14ZM53 178H56L55 180L53 179ZM75 178V179H74ZM78 178H80L79 180H78ZM99 178V179H98ZM101 178H103V179H101ZM181 178V179H180ZM192 179L193 181H191L190 179ZM199 178V182L198 183H196L197 182V179ZM254 178V179H253ZM32 179H35V180H32ZM43 179V180H42ZM53 179V180H52ZM60 179H63V181H60ZM67 179H69V178H67ZM178 179H180V181H178ZM212 179V178H211ZM221 179V180H220ZM232 179V180H231ZM13 180V181H12ZM50 180H51V182H50ZM101 180V181H100ZM105 180V181H104ZM147 180V181H146ZM184 180H185V183H184ZM213 180V179H212ZM218 180V181H217ZM225 182H224V181ZM259 180V181H258ZM46 181V182H45ZM73 181V182H72ZM84 181V182H83ZM169 181V182H168ZM190 181H191V183L193 184V188H191L190 186H191V184H189L190 183ZM262 181V182H261ZM13 182V183H12ZM32 182H34L35 183V185H34V183H32ZM37 182V183H36ZM48 182H49V184H48ZM61 182V183H60ZM91 182V183H90ZM100 182L102 183V184H100ZM170 182H172V183H170ZM223 182V183H222ZM226 182L228 183V184H230V185H232L231 187H230V185L228 186L227 184H226ZM31 183H32V185H31ZM56 183H59V184H56ZM62 183H65V184H62ZM93 183V184H92ZM152 183V184H151ZM160 183V184H159ZM182 183V185H179V184H181ZM187 183V184H186ZM212 183H213V181H212ZM7 184L8 185H10L11 184V186H9V188L11 189V190H8V187H7ZM14 184V186H12ZM29 184H30V187L31 188H29L28 186H29ZM48 184V185H47ZM79 184V185H78ZM85 184V185H84ZM91 184H92V186H91ZM143 184V183H142ZM62 185V187H60V186ZM66 187V188H64V186ZM66 185H68V186H66ZM76 185H78V186H76ZM88 185H89V187H88ZM110 185V186H109ZM179 185V186H178ZM184 185V186H183ZM190 185V186H189ZM44 186V187H43ZM83 188H90V187H92L91 189L93 190V188H94V190H95V187L96 188H98L95 192H96V195L97 194H99V196H96L95 195V197H97V200H98V202H94V200H93V202H92V199H88L86 196H89V197H91V195L90 194H88L87 192H89V193H91V194H94V193H92V192H90V190L91 189H88V191H86L87 189L85 188V189H83ZM101 186V187H100ZM109 186V187H108ZM167 186H168V188H167ZM187 186H188V188H187ZM27 188V189H23V191H22V188ZM81 187V188H80ZM178 187H179V190L181 189L182 190V188H184V190L183 191H179L178 190ZM182 187V188H181ZM195 187V188H194ZM225 187H228V188H226L225 189ZM18 188H19V190H18ZM32 188H34V189H32ZM35 188L38 190V192H36V190H35ZM45 189V191H43L44 189ZM72 188V189H71ZM78 188V189H77ZM141 188V189H140ZM230 188H234V189H230ZM2 189V190H1ZM21 189V190H20ZM41 189H42V191H41ZM80 189V190H79ZM108 189H110V191H114V195H112L113 193L111 192L110 193V191L108 190ZM112 189V190H111ZM114 189H116V191L114 190ZM123 189V192L121 191V193L120 192H118V191H120V190H122ZM130 189V188H129ZM138 193V195H135L136 193H135V191ZM189 189V190H188ZM192 189V190H191ZM32 190V197H34V199H32L33 200V202L31 203V201L32 200H30L29 202L31 203V205H32V207L29 205V207H27L28 209L26 210V207L24 206L25 204H26V206H27V204H29V202H27V203H24V201L23 200H25V196H23L22 197V195H25V194H28V193H26V192H28V191H31ZM80 192H79V191ZM85 190V191H84ZM140 190H141V192H140ZM166 190V191H165ZM175 192H174V191ZM187 190V191H186ZM227 190H229L230 192H228L229 193V195L227 194ZM233 190V191H232ZM243 190V192H242V194L240 193L241 191ZM244 190H246V191H244ZM249 190V191H248ZM25 191V192H24ZM38 194H36L35 192ZM46 191H47V194H46ZM60 191V192H59ZM128 191V192H127ZM133 191V192H132ZM140 193H139V192ZM149 191H150V193H149ZM179 191V192H178ZM255 191V192H254ZM6 192V193H5ZM25 194H24V193ZM78 194H77V193ZM104 192H106V193H104ZM118 192V193H117ZM127 192V193H126ZM165 192V194H163ZM170 192V193H169ZM181 192H182V195H180L181 194ZM83 193H85V194H83ZM86 193H87V195H86ZM124 193H126V194H124ZM134 193V194H133ZM144 193H145V195H144ZM169 193V194H168ZM180 193V194H179ZM188 193H191V195L189 194V195H187ZM254 194L253 196H251V194ZM29 194H30V192H29ZM36 194V195H35ZM77 194V195H76ZM81 194H83V196L81 195ZM109 194H110V196H109ZM128 194V195H127ZM131 194V195H130ZM147 194V195H146ZM160 194H162V195H160ZM170 194L171 195H173V196H170ZM179 194V195H178ZM184 194V195H183ZM1 195H4V196H1ZM81 195V196H80ZM105 195V197L103 198V196ZM107 195V196H106ZM133 195V196H132ZM165 195V196H164ZM186 195V196H185ZM26 196H28V195H26ZM37 196V197H36ZM47 196V197H46ZM49 196V197H48ZM118 196H120V197H118ZM126 196V197H125ZM132 196V197H131ZM144 196V197H143ZM153 196H156V197H153ZM163 198H162V197ZM170 196V197H169ZM176 196H183V198H180V199H176L175 197ZM184 196L186 197V198H184ZM225 196V197H226ZM36 197V198H35ZM43 197V198H42ZM81 198V200H80V198ZM109 197V198H108ZM142 197V198H141ZM169 197V198H168ZM237 197V196H236ZM239 197V196H238ZM27 198V197H26ZM51 198V199H50ZM92 198H94V197H92ZM118 198H119V200H118ZM123 198V199H122ZM133 198V199H132ZM152 198V199H151ZM157 198H158V201H157ZM164 198H166L164 201L163 200H161V199H164ZM169 199V202H173L174 200H176L175 201V207H177L178 209H177V211L175 212L174 210L176 209V208H174L173 207V212H171V209H170V207H169V211H168V213H172V215H171V213L170 214H164L165 212V209H166V207L168 206V204H167V206L165 205L168 201V199ZM170 198H171V200H170ZM231 198V199H232ZM250 198H251V201H250ZM41 199H43V200H41ZM69 199H72L71 201L69 200ZM115 199V200H114ZM131 199V200H130ZM141 199V200H140ZM152 201H151V200ZM156 199V200H155ZM182 199H185L184 201H187V202H184V204H183V202H182ZM261 199H262V201H261ZM17 200H18V202H17ZM27 200H29V198L27 199ZM88 200V201H87ZM90 200H91V202H90ZM140 201L139 203L138 202H136V201ZM143 200V202H141ZM160 200L161 201H163L162 203L160 202ZM181 200V201H180ZM47 201V202H46ZM84 201H85V203L86 204H83L84 203ZM88 203H87V202ZM156 201V202H155ZM178 201V202H177ZM180 201V202H179ZM237 201V200H236ZM22 202H23V204H22ZM25 202H26V200H25ZM44 202V203H43ZM45 202H46V204H45ZM67 202V203H66ZM81 202V203H80ZM92 203V206L91 205H89L90 203ZM105 202H106V205H105ZM145 202V203H144ZM161 204H160V203ZM168 202V203H169ZM205 202V201H204ZM217 200L216 201H212V202H210V206H209V208L211 209V211H214V208H215V205L217 204ZM235 202V201H234ZM39 203H41V204H39ZM72 203V204H71ZM75 203V204H74ZM97 203V204H96ZM115 205H114V204ZM118 203H120V204H118ZM151 203V204H150ZM178 203H181V204H179L178 206H177V204ZM236 203H238V201L236 202ZM250 203V205L248 206V204ZM258 203V204H257ZM259 203H262V204H259ZM24 206V208L22 207V205ZM80 204V205H79ZM125 204V205H124ZM131 204V205H130ZM140 204V205H139ZM169 204H171L170 206H172V203H169ZM257 204V205H256ZM34 205H35V207H34ZM45 205V206H44ZM75 205V206H74ZM93 205H94V207H93ZM102 205L104 206V207H102ZM116 205H118V206H116ZM122 205H124V206H122ZM136 205V206H135ZM160 206V208H158L159 206ZM187 205V206H186ZM235 203H233V208H234V210H235ZM259 205V206H258ZM8 207L9 209H10V211H7L6 209H8V208H5L4 209V207ZM72 206V207H71ZM76 206H77V208H76ZM96 206L97 207H100V208H97L96 209V212H94V209L96 208ZM110 206V207H109ZM116 206V207H115ZM174 206V205H173ZM205 206V205H204ZM257 206V207H256ZM31 207V208H30ZM52 207V208H51ZM67 207H69V208H71L72 209V213L70 214V212L69 211H71V209L69 210L68 209V212H67ZM73 207H75L76 209H73ZM106 207V208H105ZM119 207H120V209H119ZM123 207V208H122ZM141 207V208H140ZM150 207V208H149ZM2 208H3V210H2ZM16 208V209H15ZM34 208V209H33ZM64 208V209H63ZM80 208L83 210V212L85 211V213H83V214H81L82 212H80V211H82V210H80ZM89 208V210L90 211H88V212H86V209H88ZM107 208H109V209H107ZM135 208V209H134ZM172 208V207H171ZM204 208H206V209H204ZM202 207V209H201V211H206L207 212V214H210L211 212H210V210H208L207 209V207ZM233 208H232V210H233ZM255 208V209H254ZM13 209V210H12ZM31 209V210H30ZM36 209V210H35ZM58 209V210H57ZM77 209H79V210H77ZM105 209V210H104ZM124 209V210H123ZM128 209H130V212H129V210ZM144 209L146 210L145 212H144ZM152 209H154V210H152ZM168 209V208H167ZM5 210V211H4ZM12 210V211H11ZM15 210V211H14ZM39 210V211H38ZM57 210V211H56ZM98 210V211H97ZM150 210H151V212H150ZM159 211L158 213L156 212V211ZM162 210H163V212L164 213H162ZM197 211H196V217L201 213V211L199 212L198 211V209H196ZM228 210H231V207H229L228 208ZM7 211V212H6ZM34 211V212H33ZM59 211V212H58ZM65 211H66V213H65ZM116 211H117V214H116ZM140 211V212H139ZM152 211H155V218L156 219H154V215H153V213L154 212H152ZM193 210H191L190 212H189V214L190 213H192V215L191 216H194V214H193V212H192ZM195 211V210H194ZM262 213H260V212ZM30 212V213H29ZM73 212H75V213H73ZM76 212H77V214H76ZM80 212V213H79ZM91 212V213H90ZM102 212V215L100 216V213ZM119 212V213H118ZM129 212V213H128ZM132 212H134V213H132ZM137 212V213H136ZM147 212V213H146ZM166 212H167V210H166ZM177 213V214H175V213ZM13 213V214H12ZM64 213H65V215H64ZM80 214V216H79V214ZM144 213H146V214H144ZM157 213V214H156ZM164 215H162V214ZM173 213L175 214V215H173ZM72 214H74V215H72ZM91 214V215H90ZM96 214H99V215H97L96 216ZM110 214V215H109ZM116 214V215H115ZM130 214V215H129ZM139 214H140V216H139ZM144 214V215H143ZM161 214V217L163 216L164 218H159L160 216H157V215H160ZM178 214H180V215H178ZM4 215V216H3ZM69 215H72V216H74L73 218L75 219H73V220H70V216ZM84 217H83V216ZM95 215L96 216V218H95V216L93 217V216ZM118 215V216H117ZM121 215V216H120ZM148 215V216H147ZM255 215V216H254ZM88 216H90V217H88ZM99 216H100V218H99ZM117 216V217H116ZM147 216V217H146ZM165 216H166V218H165ZM168 216V217H167ZM171 216H172V218H171ZM176 216V217H175ZM178 216V217H177ZM179 216H180V218H181V220H179ZM10 217V218H9ZM69 219H68V218ZM76 217H77V219H76ZM105 217H109L108 219L109 220H107ZM175 219H174V218ZM257 217H259L258 219L260 220V219H262V217L260 218V216L258 215ZM16 218H17V220H16ZM92 218H94L93 220H92ZM102 218H104L103 220H102ZM114 218L116 219V221L117 220H120V218H122L123 220H121V222L119 223H116V221H114L113 222V220H114ZM184 218V219H183ZM240 218V217H239ZM246 218V219H245ZM7 219V220H6ZM71 219H72V217H71ZM79 219H81V221L79 220ZM84 219H86V220H84ZM153 219V220H152ZM166 219V220H165ZM177 219H178V222L180 223H178L177 222ZM256 220V221H253V220ZM91 220V221H90ZM106 220H107V222H106ZM144 220H145V222H144ZM152 220V221H151ZM160 220H164L161 224L160 223H158ZM172 220V221H171ZM252 220V221H251ZM263 220V219H262ZM7 221V223H9L10 221V223L9 224H7V223H5ZM9 221V222H8ZM20 221V222H19ZM22 221L24 222V224L22 223ZM72 221H74V222H72ZM78 221V222H77ZM87 221V222H86ZM89 221H90V225H85V223L87 224V223H89ZM104 221H105V223H104ZM148 221V222H147ZM157 221V222H156ZM185 221H188V220H185ZM184 221V222H185ZM251 221V222H250ZM261 221V220H260ZM260 221H258L259 223H260ZM83 222H85V223H83ZM95 222V223H94ZM123 222V223H122ZM155 222H156V224H155ZM217 222V221H216ZM244 222V224L241 226V224ZM248 222V223H247ZM254 222H255V226H253L254 225ZM262 222H264V221H262ZM261 222V223H262ZM22 223V224H21ZM80 223V224H79ZM97 223V224H96ZM104 223V224H103ZM165 223H168L167 225H169L167 228H165L164 227V225H165ZM176 223V224H175ZM182 223V224H181ZM239 223V224H238ZM248 225H247V224ZM250 223H251V228H252V230L250 231L249 230V227H250ZM6 224V225H5ZM29 224V225H28ZM31 224H32V226H31ZM75 224V225H74ZM94 224H96V228L94 227ZM116 224V225H115ZM119 224V225H118ZM131 224V225H130ZM215 224V223H214ZM217 224H219V223H217ZM256 224H257V226H256ZM20 225H22L21 227H23V231H21V227H20ZM85 225V226H84ZM106 225V226H105ZM111 225V226H110ZM113 225V226H112ZM166 225V226H167ZM175 225V230L178 228V230H174V228H172L173 226ZM176 225H178V227L176 228ZM180 225H182V226H180ZM34 226V227H33ZM90 226V227H89ZM116 226V227H115ZM141 226V227H140ZM179 226H180V228H179ZM244 226V231L243 230H241L240 228H242ZM247 226V227H246ZM259 226V227H258ZM25 227V228H24ZM106 227V228H105ZM108 227V228H107ZM131 227V228H130ZM133 227V228H132ZM143 227V228H142ZM153 227H156V228H153ZM186 227H188V229L186 228ZM192 227L194 228V229H192ZM257 227V228H256ZM185 230H184V229ZM192 230H191V229ZM79 229V230H78ZM83 229V230H82ZM104 229H106V230H104ZM168 229V230H167ZM235 230V232H234V230ZM238 229H240V230H238ZM243 229V228H242ZM255 229V230H254ZM25 230H26V232L28 233H24L25 232ZM39 232H38V231ZM80 230H82V231H80ZM86 230V231H85ZM109 230V231H108ZM131 230V231H130ZM141 232H140V231ZM172 230H174V231H172ZM189 230H191L190 232H189ZM195 230V231H194ZM236 230H238V233H241V234H234V233H236L237 231ZM80 231V232H79ZM102 231V232H101ZM105 231V232H104ZM113 231V232H112ZM136 231V232H135ZM169 231H171V232H169ZM182 231V232H181ZM186 231H188L187 233H186ZM193 231H194V233H193ZM201 231V232H200ZM248 231V232H247ZM249 231H250V233H249ZM259 231H260V233H259ZM89 232V233H88ZM107 232H109V233H107ZM173 232V233H172ZM175 232V233H174ZM184 232V233H183ZM196 232V233H195ZM200 232V233H199ZM225 232H224V234H225ZM233 232V233H232ZM247 232V233H246ZM252 232V233H251ZM263 232V233H262ZM35 233H37V235L35 234ZM86 233V234H85ZM91 233V234H90ZM102 233H106V235H104L106 238H104V240H103V234ZM121 233V234H120ZM127 233H129V234H127ZM134 233V234H133ZM205 234V235H202V234ZM230 233V234H229ZM248 233L250 234V235H248ZM258 233H259V235L260 236H258ZM76 234V235H75ZM84 234V235H83ZM103 236H101V235ZM113 234V236L115 237L114 239H113V236H111ZM123 234V235H122ZM178 234V235H177ZM194 234H197V236L196 235H194ZM20 235V236H21ZM85 235H88V236H85ZM94 235H96V236H94ZM158 235V236H157ZM180 235V236H179ZM193 235H194V239H193ZM243 235V236H242ZM252 235V236H251ZM42 237V239H41V237ZM102 238H101V237ZM190 236V237H189ZM192 236V237H191ZM200 236H203L202 238L200 237ZM240 236V237H239ZM245 236H247V239H246V237ZM22 237V236H21ZM89 237V238H88ZM112 237V238H111ZM149 237H150V235H149ZM236 237V238H235ZM238 237V238H237ZM245 237V238H244ZM251 239V238H253L252 240H250L249 238ZM260 237V238H259ZM94 238L96 239L95 241H94ZM188 238V239H187ZM192 238V239H191ZM200 238V239H199ZM242 238H244V239H242ZM262 238V239H261ZM92 239H93V241H92ZM102 239V240H101ZM110 239H112L113 240V243H112V241H109ZM191 239V240H190ZM207 239H209V238H207ZM206 239V240H207ZM214 239H216V240H219L217 243L214 241ZM238 239V240H237ZM241 239V240H240ZM99 240V241H98ZM102 242H101V241ZM183 240V241H182ZM203 241L202 243H201V241ZM249 240V241H248ZM17 241L19 242V239H17ZM104 241V242H103ZM107 241V242H106ZM109 241V242H108ZM119 241H117V244H118V242ZM236 241V242H235ZM241 241V242H240ZM98 242V243H97ZM111 242V243H110ZM225 242V243H224ZM248 242V243H247ZM111 244V246H110V244ZM188 243L190 244V245H188ZM198 243H201V245H199ZM258 243H256V244H258ZM0 244L2 245V244H4V241H3V243H1V241H0ZM43 244V245H42ZM126 243H124V245H125ZM129 244H126V246L128 245L129 246ZM193 245V247H192V245ZM223 244H225L226 246H227V244H228V246H227V248H226V246H224V248L223 249H220V248H222V246H223ZM229 244H231V247H230V249H233V250H230V249H228L229 248ZM234 244H235V247H233L234 246ZM255 244V243H254ZM21 245V244H20ZM98 245V246H97ZM242 245V246H241ZM261 245V246H262ZM257 246L259 249H261L262 247H264V246ZM2 247V246H1ZM0 247V248H1ZM23 247V248H22ZM120 247H122V248H120ZM140 247V246H139ZM191 247H192V249H191ZM195 247H198V248H195ZM206 247H207V249H206ZM244 247V248H243ZM247 247H249V248H247ZM256 247V248H257ZM3 248V247H2ZM2 248L0 249V250H2ZM4 248H6L5 247V244H4ZM114 248V249H113ZM118 247L116 246V249H117ZM143 248V247H142ZM141 247H140V251H141V253H143V251L144 250H146V246L144 247V250L142 249ZM195 248V249H194ZM216 248L214 247L213 249H215L216 250ZM236 248H238V249H236ZM244 249V251L245 252H243V250H241V249ZM252 249V251H253V253H251V252H249V251H247L246 249H249V250H251ZM7 249V248H6ZM6 249H4L3 250V252H6L7 250ZM198 249V251L200 252H198V251H196L197 253H195L194 251L195 250H197ZM204 249H206V250H204ZM227 249H228V252H227ZM264 249V248H263ZM93 250V251H92ZM131 250H132V248H131ZM166 250H167V252H166ZM190 250V251H189ZM202 250H204L203 252H202ZM225 250V252H221V251H224ZM235 250V251H234ZM237 250V251H236ZM240 250H241V252H240ZM16 251V250H15ZM37 251V252H36ZM97 251V252H96ZM115 251V252H116ZM139 251V250H138ZM139 251V252H140ZM169 251V252H168ZM189 251V252H188ZM231 251H233V253L231 252ZM241 253H239V252ZM39 252V253H38ZM137 252V251H136ZM157 252V253H156ZM206 252V253H205ZM207 252L208 253H210V255L209 254H207ZM242 252H243V255H242ZM251 253V255L249 254V253ZM2 253V252H1ZM38 253V254H37ZM96 253V254H95ZM99 254V256H98V254ZM112 253V254H111ZM159 253V256L160 257H157V259H154V258H156L155 257V255L157 256V254ZM172 253V254H171ZM214 253V254H213ZM225 253H227V254H225ZM233 255H235V256H233L232 257V254ZM239 253V254H238ZM6 254H7V252H6ZM25 254L27 255L26 257H23V256H25ZM93 254V255H92ZM101 254V255H100ZM149 254V255H148ZM151 254V255H150ZM162 254V255H161ZM222 254H224V256H222ZM229 254V255H228ZM231 254V255H230ZM2 255V254H1ZM5 255V253L3 254V256ZM23 255V256H22ZM36 255H38V256H36ZM112 255V256H111ZM142 255H144L142 258H141V256ZM191 255V256H190ZM202 255H204V256H202ZM213 257H212V256ZM216 255V257H214ZM246 255V256H245ZM8 256V254L6 255V257ZM16 256V257H17ZM106 256V257H105ZM120 256V255H119ZM126 256V257H127ZM167 256V257H166ZM174 256H176L175 258H174ZM198 256V257H197ZM209 256H210V258H209ZM220 256V257H219ZM227 256V257H226ZM229 256L230 257H232L231 259L229 258ZM239 257V258H237V257ZM240 256H242V257H240ZM6 257H3V258H0V259H2V261H3V259L4 258H6ZM28 257V258H27ZM120 257V258H121ZM135 257H137V261L136 260H134V258ZM166 257V258H165ZM173 257V258H172ZM194 257H196L195 259H194ZM201 257H203V258H201ZM206 257V258H205ZM234 257H236V259L234 258ZM250 257V258H249ZM8 259H6V260H4V262H0V264H4L5 262L7 263V262H10V263H8V264H14V263H16V259H17V262L18 261H20V260H22L21 258L20 259H18V258H15V256L14 255H12V256H10V257H7ZM116 258V259H115ZM178 260H177V259ZM214 258V259H213ZM249 258V259H248ZM42 259V260H41ZM95 259H97L96 261H95ZM167 259H169V261L167 262ZM216 259H218V263H217V261H216ZM246 259V260H245ZM146 262H145V261ZM171 260V261H170ZM210 260L208 261V262H210ZM223 261V262H220V261ZM226 260V261H225ZM232 260H234V261H232ZM237 260H239V261H237ZM243 260H244V262H243ZM1 261V260H0ZM23 261V260H22ZM93 261V262H92ZM113 261V262H114ZM175 261H179V262H175ZM192 261V263H188V262H191ZM200 263H199V262ZM207 261H205V263L204 264H206L207 263ZM228 261H231V262H228ZM237 261V262H236ZM246 261V262H245ZM250 261V262H249ZM141 262V263H140ZM235 262V263H234ZM249 262V263H248ZM104 263H105V261H104ZM104 263H102V264H104ZM253 263V262H252ZM37 264V263H36ZM97 264V263H96ZM156 264V263H155ZM163 264V263H162ZM207 264H209V263H207Z\"/></svg>",
    "mask_w": 264,
    "mask_h": 264
}]
</instances>
